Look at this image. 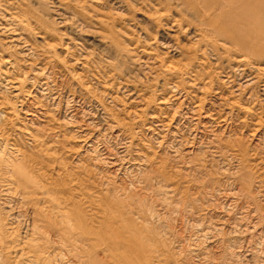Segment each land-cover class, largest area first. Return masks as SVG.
I'll use <instances>...</instances> for the list:
<instances>
[{
    "label": "rangeland",
    "instance_id": "1",
    "mask_svg": "<svg viewBox=\"0 0 264 264\" xmlns=\"http://www.w3.org/2000/svg\"><path fill=\"white\" fill-rule=\"evenodd\" d=\"M10 1H12V0H0V6H3V7H0V12H1V14H0V18L1 19H4L3 17H5V13L4 12H6V13H14V14H20V15H24L25 17H27V19H28V21H29V24H31L32 26H33V24L37 27H35V26H33V40H31V42L33 43V48H34V50H35V52H36V54H34V52H33V54L34 55H31V57L30 56H25L26 54L25 53H23V52H21L22 51V49L20 48V47H18V48H20V49H12V50H9V49H6L7 47H8V45H10L9 44V40H8V38H7V36H4V35H2L1 33H0V47H1V49H0V53L2 54H0L2 57H4L3 59H8V57H9V60H16L19 56V58H20V60L22 59V60H24L23 62H24V66H25V68L26 69H29V68H27L28 66H32L31 68H33V69H35L36 67L38 68V70L40 69V67H41V69L40 70H42V69H45L46 71H44V73L45 74H47L48 73V75H50L49 76V79H48V83L50 84V82H53V80L55 79V81H54V83H51L52 85H54V87L52 86L51 88H50V86H51V84H50V86H45V87H43V89L42 88H39V92H38V88H36L35 89V87L32 89L30 86V84H28V94L29 93H31V94H29V95H31V97L32 98H34L35 97V95H36V97H38V98H40V103H42L43 101V104L45 103V101H47L46 103H49V105H51L52 107H49V105L47 106V107H45V110H46V108L48 109L47 111L49 112V113H47V111H46V113L48 114V119L46 120V119H38V122H37V125L38 126H41L42 124H45L43 127H41L43 130L46 128V126L49 128H46L44 131L46 132L47 131V129H48V132L46 133V135L47 134H50V131H51V129H53L55 132H57V130L56 129H58L59 131H60V133H59V137H58V139L60 140H58L59 142H58V144H56V143H54V145H53V147L55 146L56 147V149L58 150V155H60V156H64V157H62L64 160L66 159V161H68V163H66V161H65V163L66 164H70V166L71 167H74L72 170H75V168H77L78 170H75L78 174L79 173H81V174H84L85 173V177H84V175H82L83 177L81 178V177H79V176H81V175H79L78 176V174L77 173H75L74 172V174H76L77 175V177L78 178H80L81 180L84 178H87V179H85V180H82V182H84V185H85V187L88 189L87 191H89L90 193H92V195H95L97 198L96 199H98L99 197H100V200L98 199V205L100 206V208L102 209H100L99 208V206L97 205V207H98V213L97 212H95L96 213V215H95V213L94 212H87L86 214L88 215V216H90L91 217V219H93L94 217L96 218V221L93 219V222L96 224H94V223H91V222H88V224H91V226L93 227V228H96L97 229V231L99 232H97L96 230V233H95V235L96 236H94V239H95V241H93V243L95 242V244L93 245V247L92 248H94L93 250H95L94 252H93V250L91 249L90 250V252L92 251V261H91V263L93 262V260L94 259H96V261H95V264H117V262L119 261V259L120 258H118V257H121V259H120V263L121 264H128L129 263V261L128 260H126V258H127V256H125V255H122V253L120 252V251H123L122 249L121 250H118L117 249V251H119L120 253H121V255H118V259H114V257L115 256H117L116 255V249H113L114 251H112L111 250V252H115V253H111V256L113 257V259L111 258V256H109V254L110 253H107V255L106 254H104V253H106V252H108V251H106V252H104L103 251V249H106V250H109L110 249V246H109V244L111 243V237H113L114 239L115 238H117L116 236V232H111L110 234H109V231H108V229H109V226L111 225L112 226V223H115L114 221H116V223L117 224H119V225H117V224H113V226H117V228L119 227V226H124L125 224L126 225H128V227L130 228V230L132 231V232H130V233H132V234H130L129 232L127 233V236L129 235H131L132 237H130L129 239H131V240H133L134 238H133V236L135 237V239H138V243H139V249H135V250H138V251H135V250H133V252H132V254H134V256L132 255V254H130V255H132V256H128V258H131V259H133V258H137V256H138V260H139V263H138V261H137V263L138 264H140V262H142L143 261V263L142 264H146V263H144V260L151 254V252L153 251V249L154 250H156V249H158V250H160L159 251V254L161 253L162 254V251H163V256H160V259H163V258H166V257H168L169 258V260H168V258L167 259H165V261L164 260H160L161 262H160V264H165V262H166V264H168V262L167 261H170V259H172L171 261H173L174 259L176 260V262H175V260L173 261V263L175 264V263H179V264H181L180 262H182V264H199V259H201L200 257L202 256H204L206 253L208 254V256H207V254L204 256V259H203V261L204 260H208V261H206V262H208L209 263V261L210 262H215V264H216V259H218L220 262V264H223L224 263V257L226 258V262L224 263V264H229V262H231L230 264H236L237 262L238 263H243L245 260H246V258H248L247 260H248V263H247V260L245 261V263H243V264H251V263H253L254 261H256L255 259H257V262H256V264H264V237H263V234H261L260 232H264V222H263V220H264V135H263V137L262 138H260V136H262V134H264L263 133V131H260V129H258V126H259V124H260V122L261 123H263L264 124V86H263V82H255L254 84L255 85H248V86H246L245 84H244V79H243V77L240 75V74H235L236 73V71H233V68H235V61L233 60V58H230V57H228L226 54H224L222 51H217L216 53L214 52V50H212L213 48L211 47V45H210V40L208 39V35H209V31L205 28V22H206V19H205V17H204V12H203V10L202 9H200V8H198V7H196V6H199V5H195V6H192V5H190V4H188L187 3V1H183V0H158L159 2H158V4L159 5H155V6H153L154 5V2L152 3L151 2V0H135V2H134V0H100V1H98V0H13V3H9ZM98 1V2H97ZM102 1V2H101ZM212 1H215V0H212ZM233 2H235L236 4H240V3H242V4H246V5H250L254 10H256L258 13H262V14H264V0H232ZM4 4H3V3ZM7 2V3H6ZM137 2V3H136ZM138 2H140V3H138ZM17 3V4H16ZM118 3V4H117ZM119 3H121V4H119ZM6 4V5H5ZM13 4V5H12ZM20 4V5H19ZM41 4V5H40ZM15 5V6H14ZM17 5V6H16ZM149 5V6H148ZM20 8H19V7ZM122 6V7H121ZM157 6V7H156ZM159 6V7H158ZM192 6V7H191ZM150 7V8H149ZM154 7V8H153ZM156 7V8H155ZM18 8V9H17ZM41 8V9H40ZM119 8V9H118ZM153 8V9H152ZM2 9H4L3 11H2ZM11 10L10 12L9 11H6V10ZM15 9H17V10H15ZM15 10V11H14ZM111 10H114V11H111ZM118 10V11H117ZM209 9H207V11H206V14H209L210 13V11H208ZM21 12V13H20ZM30 12V13H29ZM119 12V13H118ZM160 12L161 13H163L162 14V16H161V14H160ZM2 13H3V15H2ZM32 13V14H31ZM31 14V15H30ZM152 14H154V15H152ZM156 15V16H155ZM75 16V17H74ZM155 16V17H154ZM30 17V18H29ZM32 18V19H31ZM35 18V19H34ZM39 18V19H38ZM82 18V19H81ZM30 19H31V21H30ZM34 19V20H33ZM33 20V21H32ZM44 20V21H43ZM62 20V21H61ZM82 20V21H81ZM165 20H166V22H165ZM34 21H36V23L34 22ZM38 21V22H37ZM172 21L174 22V23H176V24H174V23H172ZM32 22V23H31ZM173 24V26H172V24ZM2 22H0V24H1ZM79 23V24H78ZM167 23H168V25H167ZM171 25H170V24ZM81 24V25H80ZM43 25V26H42ZM167 25V26H166ZM31 26V27H32ZM171 26H172V28H171ZM178 29L177 31H176V28ZM44 28V29H43ZM185 29V31H187V33H185V32H182V31H184V29ZM34 29H35V31H34ZM172 29V30H171ZM37 30V31H36ZM1 31V30H0ZM188 31H189V33H188ZM192 31V32H191ZM35 32L37 33V34H35ZM178 34H177V33ZM192 33L196 36H194V35H192ZM43 34V35H42ZM183 34H185V35H183ZM44 35H48V37L46 36V39H43V38H45V36ZM49 35H50V41L48 40L49 39ZM168 35V36H167ZM36 36H39V37H36ZM43 36V37H42ZM140 36V37H139ZM166 36H167V38H166ZM170 36V37H169ZM2 37H3V39H2ZM5 37V38H4ZM136 37H139V39H137ZM188 37V38H187ZM199 37V38H198ZM39 38V39H38ZM41 38V39H40ZM53 38V39H52ZM141 38V39H140ZM144 38V39H143ZM170 38H171V40H173V41H171L170 40ZM190 38V39H189ZM197 38H198V40H197ZM43 39V40H42ZM97 39V40H96ZM98 39H99V41H98ZM145 39H147V40H145ZM156 39V40H155ZM164 39V40H163ZM166 39V40H165ZM196 40V42H194L193 40ZM5 40V41H4ZM7 40V41H6ZM35 40V41H34ZM49 42H48V41ZM54 40H56V42H57V44L55 43V41ZM101 40V41H100ZM143 40V41H142ZM147 41L148 42V44H146L147 42H145V41ZM200 40V41H199ZM3 41V42H2ZM45 41V42H44ZM54 41V42H53ZM150 41V42H149ZM170 41V42H169ZM193 41V42H192ZM35 42V43H34ZM41 42H42V44H41ZM48 42V43H47ZM104 42V43H103ZM138 42V43H137ZM145 42V43H144ZM155 42V43H154ZM172 42V43H171ZM49 43H53V45H51L52 47H53V51L55 52V56H54V59L51 57V56H49V55H45L47 52H48V50L51 48L50 47V45H49ZM55 43V44H54ZM60 43V44H59ZM64 43H65V45H64ZM101 43V44H100ZM133 43H135V44H133ZM163 45H162V44ZM168 45V47H167V45ZM176 43H178V44H176ZM192 43V44H191ZM194 43V44H193ZM197 43V44H196ZM71 44V45H70ZM78 44H80V45H83V46H80L79 45V47H78ZM138 44V45H137ZM162 46H161V45ZM172 44V45H171ZM190 44H191V46H190ZM3 45V46H2ZM7 45V47H4V46H6ZM41 45H42V47H41ZM44 45V46H43ZM66 45H68V46H66ZM70 45V46H69ZM76 46V48H75V46ZM135 45H136V47H135ZM140 45V46H139ZM160 45V46H159ZM175 45H177V46H175ZM197 47H199V48H196V46ZM164 46H166V47H164ZM172 46V47H171ZM195 46V47H194ZM210 46V47H209ZM38 47V48H37ZM40 47V48H39ZM64 47H66V48H64ZM135 47V48H134ZM145 47V48H144ZM162 47H164V48H162ZM176 47V48H175ZM43 48V49H42ZM62 48V49H61ZM79 48V49H78ZM210 48V49H209ZM2 49H3V51H2ZM73 49H75V51L73 50ZM81 49H82V51H81ZM143 49H146V50H144V51H142ZM155 51H154V50ZM163 49H165V50H163ZM175 49V50H174ZM177 49V50H176ZM180 49V50H179ZM190 49V50H189ZM197 49H199V50H197ZM6 50H7V53H6ZM14 50V51H13ZM18 50H20V51H18ZM66 50V51H65ZM72 50V51H71ZM86 50V53L87 54H84L85 51ZM189 50V51H188ZM202 50H204V51H202ZM57 51L59 52V53H57ZM151 54H153V58H152V60H151V58H149L148 59V54L150 55V53ZM171 51V52H170ZM176 51H178V52H176ZM182 51V52H181ZM202 51V52H201ZM210 51H212V52H210ZM16 52H18V53H16ZM20 52V53H19ZM42 54H41V53ZM66 52V53H65ZM74 54H76V55H74ZM79 52V53H78ZM143 52V53H142ZM169 52V53H168ZM181 52V53H180ZM208 52H210V53H208ZM9 53H10V55H9ZM139 53H141V54H139ZM156 53V54H155ZM165 53V55H163ZM166 53H167V55H166ZM199 53H203V54H201V55H199ZM204 53H206L205 55H204ZM17 54H21V55H17ZM38 54V55H37ZM58 54V55H57ZM63 54H67V55H63ZM82 54H83V56H82ZM138 54V55H137ZM181 54H182V56H181ZM192 54H194V55H192ZM209 54H211L210 56H209ZM12 55V56H11ZM14 55H16L15 56V58H14ZM23 55V56H22ZM41 55V56H40ZM44 57H43V56ZM71 55H73L74 56V58H73V56H71ZM79 55V56H78ZM89 55V56H88ZM157 55V56H156ZM162 56L163 58H159V56ZM206 55H207V57H206ZM22 56V57H21ZM71 56V57H70ZM155 56H156V58H155ZM160 56V57H161ZM176 56H177V58H176ZM212 56V57H211ZM218 56V57H217ZM6 57V58H5ZM29 57V58H28ZM40 57V58H39ZM49 57H51V58H49ZM76 57H80V60H81V63L82 64H80V65H78V64H75V63H73V62H76L78 59L76 58ZM84 57V58H83ZM86 57V58H85ZM89 57V58H88ZM97 57V58H96ZM147 57V58H146ZM158 57V58H157ZM173 59H172V58ZM196 57V58H195ZM31 58V59H30ZM32 58L34 59V61H32V62H30L31 60H32ZM39 58V59H38ZM42 58V60H40ZM47 58H49V59H51V60H49V59H47ZM73 58V59H72ZM87 58L89 59V60H87ZM94 58H95V60H94ZM146 58V59H145ZM155 58V59H154ZM176 58V59H175ZM179 58H181V59H179ZM184 58H185V60H184ZM215 58V59H214ZM47 61H45V60ZM72 59V60H71ZM84 59V60H83ZM136 59V60H135ZM140 59L143 61H141L140 62ZM148 59V60H147ZM165 59V64H172V65H176L177 67H180L181 65V67L183 68V67H186V68H188L189 70H191V71H193V72H191L192 73V75H193V79L191 78H184L183 77V75H180L179 73H173V74H169V73H167L165 70H164V67H163V65H161L160 63H162L161 61H163ZM29 60V61H28ZM45 62H44V61ZM97 60V61H96ZM104 60L106 61V62H104ZM109 60V61H108ZM147 60V61H146ZM155 60V61H154ZM166 60H168L169 62L167 63V61ZM174 60H176L175 62H174ZM177 60H179V61H177ZM187 60V61H186ZM27 61V62H26ZM84 61V62H83ZM94 61H96V63H94ZM102 61V62H101ZM151 61V63H149ZM172 61V62H171ZM183 61H184V63H183ZM186 61V62H185ZM30 62V63H29ZM34 62L35 63H37L36 65L34 64ZM71 64H70V63ZM105 64H104V63ZM145 62H147V63H145ZM164 62V61H163ZM28 63V64H27ZM41 63H43V64H41ZM45 63V64H44ZM47 63V64H46ZM54 63V64H53ZM77 63V62H76ZM84 63V64H83ZM94 63V64H93ZM98 63V64H97ZM101 63V64H100ZM174 63V64H173ZM176 63H178V64H176ZM28 66H27V65ZM56 64V65H55ZM67 64H69V65H67ZM73 64H75L76 66H74ZM96 65V67L95 66H93V65ZM108 66H107V65ZM111 64V65H110ZM114 64V65H113ZM143 64V65H142ZM146 64H148V65H146ZM158 64H159V66H158ZM216 64V65H215ZM42 65H44L45 67H47V68H45L44 66H42ZM88 67H87V66ZM101 65V66H100ZM102 65H104L103 67H102ZM110 65V66H109ZM151 65V66H150ZM180 65V66H179ZM219 65V66H218ZM79 66V68H80V70H82V71H80L79 70V68H77ZM84 66V67H83ZM98 66H99V68H98ZM106 66V67H105ZM113 66H114V69H112L113 68ZM141 66H143V68L141 67ZM145 66H147V69H145L144 70V68H145ZM150 66V67H149ZM154 66V67H153ZM228 66V67H227ZM90 67H91V69H90ZM102 67V68H101ZM151 67H153V68H151ZM85 69V70H83V69ZM105 68V69H104ZM223 68H225V69H223ZM98 69V70H97ZM109 69V70H108ZM150 71H149V70ZM51 70V71H50ZM63 70V71H62ZM72 70L74 71L73 73H75V74H73L72 73ZM78 70V71H77ZM91 70H93V71H91ZM102 70L103 71H105L106 72V74L103 72V74H101L102 73ZM115 70V71H114ZM228 70V71H227ZM231 70H232V72H233V74H232V72H231ZM86 71V72H85ZM108 71V72H107ZM111 71V72H110ZM147 71H149L148 73H146ZM152 71V72H151ZM222 71V72H221ZM53 72V73H52ZM58 72V73H57ZM71 74H70V73ZM77 72V73H76ZM82 73V74H79V73ZM85 72V73H84ZM92 72H94L95 74H92L91 75V73ZM101 72V73H100ZM114 72V73H113ZM196 72H198V73H196ZM111 73V74H110ZM52 74H53V77H52ZM58 74H62V75H60V77H59V75ZM66 75V77H65V75ZM73 74V75H72ZM76 74H78V76L76 75ZM88 74V75H87ZM109 76H108V75ZM146 74V75H145ZM175 74V75H174ZM29 75H31V74H28L27 76H29ZM81 75V76H80ZM86 75H87V77H86ZM96 75V77H98V79L97 78H95V77H93V76H95ZM98 75V76H97ZM171 77H170V76ZM229 76V77H226V76ZM27 76H25V78L27 77ZM100 76V77H99ZM103 76H105V77H103ZM209 76L213 79H211V78H209ZM58 77V78H57ZM93 77V78H92ZM117 77V78H116ZM198 77H199V79H198ZM202 79H201V78ZM240 77V78H239ZM51 78V79H50ZM61 80H60V79ZM82 78H84V79H86V81L85 80H83ZM100 78V79H99ZM106 78V79H105ZM196 78V81L198 80V83L194 80ZM226 78H228L229 80L230 79H232L231 80V84L229 85V87H228V85L227 86H224V84H225V82L228 80V79H226ZM239 78V79H238ZM63 79V80H62ZM90 79H92V80H90ZM103 79V80H102ZM107 79H109V80H107ZM176 79V80H175ZM70 80V81H69ZM89 80V81H88ZM106 80V81H105ZM178 80V81H177ZM190 80V81H189ZM199 80H200V82H199ZM205 80V81H204ZM208 80V81H207ZM217 80V81H216ZM221 80H223L224 81V83H223V81H221ZM239 80V81H238ZM61 81H62V83H61ZM64 81V82H63ZM66 81H67V85H65L66 84ZM69 81V82H68ZM103 81H105V84H106V86H105V84H104V82ZM111 81H113L112 82V84H111ZM170 81V82H169ZM171 81H173V82H171ZM177 81V82H176ZM213 82V85L210 83V82ZM90 82V83H89ZM93 82V83H92ZM110 82V83H109ZM118 82H119V84H118ZM167 82H168V84H167ZM191 83V84H193V85H188V83ZM193 82V83H192ZM196 82V83H195ZM216 82V83H215ZM56 83V84H55ZM69 83H70V85H69ZM87 83V84H86ZM94 83H95V85H94ZM101 83V84H100ZM103 83V84H102ZM164 85H167V86H163V84ZM189 83V84H190ZM202 83V84H205L206 86H201L200 84ZM220 83V84H219ZM222 83V84H221ZM236 83V84H235ZM238 83V84H237ZM243 83V84H242ZM261 83V84H260ZM62 84V85H61ZM84 84V85H83ZM89 84H91L90 86H89ZM118 84V85H117ZM65 85V86H64ZM83 85V86H82ZM89 86V88H87L88 86ZM96 85H98V86H96ZM101 85V86H100ZM104 85V86H103ZM111 86V87H109V86ZM175 85V87L176 86H178V87H176V89H173V86ZM200 85V86H199ZM219 85H220V87H219ZM222 85V86H221ZM237 85V86H236ZM240 85H243V86H245V87H241ZM262 85V86H261ZM61 88H59V87ZM68 86H69V88H68ZM76 86V87H75ZM85 86V87H84ZM87 86V87H86ZM125 88H127V89H129L128 91H126L127 89H125L124 90V87ZM170 86V87H169ZM198 86V87H197ZM208 86V88H210L209 90L206 88ZM213 86V87H212ZM232 86H234V87H237L238 89H240V92L242 93H240V96H237L238 97V100L240 99V101H238L239 103L238 104H240V106H244V107H246L247 105V107L249 108V106H252V107H250V109H249V113H245V112H239V111H231V109H229V108H232V101H231V98H232V95L230 94L231 93V91H229L230 89H231V87ZM238 86H240V88L238 87ZM71 87H72V89H71ZM92 87H94V89H95V87H98L97 89H95V90H98L99 92L100 91H103V92H98V91H95ZM99 87H102L101 89L99 88ZM103 87H105V88H103ZM119 88L120 87V89L119 90H116L117 88ZM165 87H166V90H165ZM174 87V88H175ZM203 87V88H202ZM215 87H217V88H215ZM219 87V88H218ZM57 88V89H56ZM66 88V89H65ZM92 88V89H91ZM133 88V89H132ZM206 88V89H205ZM223 88V89H222ZM244 88V89H243ZM51 89V90H50ZM62 89H63V91H62ZM67 89H68V91H67ZM80 89V90H79ZM115 89V90H114ZM123 89V90H122ZM168 89V90H167ZM203 90V91H201L200 92V90ZM217 89H219V90H217ZM229 89V90H228ZM242 89V90H241ZM263 89V90H262ZM47 90H49V91H47ZM56 90V91H55ZM65 90V91H64ZM70 90V91H69ZM104 90H105V92H104ZM170 90V91H169ZM27 91V90H26ZM50 91H52V92H50ZM72 91V92H71ZM80 93H79V92ZM81 91H83V92H81ZM91 91V92H90ZM93 91V92H92ZM108 91H110V92H108ZM125 92V93H123V92ZM177 91V92H176ZM180 91V92H179ZM191 91V92H190ZM199 91V92H198ZM205 91V92H204ZM208 91V92H207ZM211 91V92H210ZM224 91V92H223ZM251 91H252V94H251ZM36 92H38V93H36ZM40 92H42V93H40ZM45 94H44V93ZM53 92H56V93H53ZM62 92V93H61ZM66 92V93H65ZM71 92V93H70ZM117 92H120V93H117ZM122 92V93H121ZM138 92H140V93H142V94H139ZM173 92H174V94H173ZM195 92V93H194ZM198 92V93H197ZM216 92H220V93H222L224 96H223V99L226 101L227 99L229 100V102H227L226 101V103H227V107H222V106H220V104H219V102H217V101H215L213 98H215L216 97ZM33 93H36V94H33ZM47 93V94H46ZM61 93V94H60ZM65 93V94H64ZM84 93V94H83ZM96 93V94H95ZM102 93V94H101ZM103 93H106L105 94V98H104V94ZM128 93V94H127ZM129 93H132V95L131 94H129ZM134 93V94H133ZM172 93V94H171ZM184 93V94H183ZM228 94V97L230 98H228V97H226L225 98V95L227 96V94ZM41 94V95H40ZM56 94V95H55ZM58 94V95H57ZM82 96H81V95ZM101 94V95H100ZM110 94V95H109ZM111 94H112V96H111ZM119 94H121V96L119 95ZM137 94H139V97H138V95ZM181 94V95H180ZM182 94H183V96H182ZM202 94V95H201ZM205 96H204V95ZM261 94V95H260ZM263 94V95H262ZM46 95V96H45ZM50 95V96H49ZM52 95H53V97H52ZM65 95H66V97H65ZM71 95V96H70ZM87 96V98L85 99V96ZM92 95V96H91ZM99 95L101 96L100 98H99ZM116 95V96H115ZM117 95H119V96H117ZM130 95V96H129ZM137 95V96H136ZM172 95H174V96H172ZM178 97H177V96ZM180 95V96H179ZM197 95V96H196ZM251 95H252V97H251ZM42 98H41V97ZM57 96V97H56ZM63 96V97H62ZM84 96V97H83ZM98 98H97V97ZM110 97L111 96V98L112 99H114V98H117V100L115 101V99H114V101L112 100V99H107L106 97ZM170 96V97H169ZM185 96V97H184ZM191 96V97H190ZM46 97V98H45ZM48 97V98H47ZM55 97H56V99H55ZM68 97V98H67ZM74 97V98H73ZM80 97H82V98H80ZM125 97V98H124ZM137 97V98H136ZM145 99H144V98ZM166 97V99H163V98H165ZM181 97V98H180ZM240 97V98H239ZM246 97V98H245ZM247 97H249L248 99H247ZM254 97V98H253ZM28 98H29V96H27V99L26 100H28ZM44 98V99H43ZM54 98V99H53ZM58 98V99H57ZM83 98H84V100H83ZM103 98V99H102ZM126 98H128L127 100H126ZM141 98V99H140ZM143 98V99H142ZM170 99L169 101L167 100V99ZM175 98V100H173ZM192 98H193V100L196 102H194L193 100H192ZM210 98V99H209ZM43 99V101H41ZM52 99V100H51ZM67 99V100H66ZM81 99H82V101H81ZM91 99V100H90ZM98 99H100V100H98ZM107 99V100H106ZM129 99L131 100V101H129ZM173 101H172V100ZM182 99V100H181ZM187 99V100H186ZM198 99V100H197ZM201 99V100H200ZM202 99H206V100H202ZM209 99V100H208ZM247 99V100H246ZM48 100H50V101H48ZM64 100H65V104H68L69 103V105H64ZM69 100V101H68ZM80 100V101H79ZM87 100V101H86ZM98 100V101H97ZM103 101V103H102V101ZM108 100H112L111 101V104L113 105V106H115L114 108L112 107V105L110 104V101H109V103L107 102ZM132 100H134V101H132ZM153 100V101H152ZM155 100V101H154ZM164 100H166V101H164ZM200 100V101H199ZM211 100V101H210ZM235 100H237V99H235ZM243 100V101H242ZM252 100V101H251ZM255 100V101H254ZM67 101V102H66ZM75 101V102H74ZM86 101V102H85ZM106 101V102H105ZM136 101H138V102H136ZM141 101H143V102H141ZM150 101V102H149ZM160 101H164V103L163 102H160ZM185 103H184V102ZM189 101V102H188ZM201 101H203L202 102V104L205 106V108H204V110H205V112H204V110H202V111H199V110H197V109H195L196 108V106H198V105H200V102ZM204 101H206V102H204ZM30 102H32V100H30ZM53 102H54V105H56V106H54L53 105ZM58 102V103H57ZM61 102V103H60ZM72 102V103H71ZM83 102H84V104H83ZM113 102V103H112ZM115 102V103H114ZM119 104H118V103ZM131 104V106L129 107V103ZM141 102V103H140ZM175 102V103H174ZM190 102H192V103H190ZM254 102V103H253ZM256 102V103H255ZM45 103V104H46ZM63 103V104H62ZM99 105H98V104ZM101 103V104H100ZM105 103V104H104ZM108 103V104H107ZM126 103V104H125ZM129 105H128V104ZM189 103V104H188ZM198 103V104H197ZM213 103V104H212ZM215 103V104H214ZM230 103V104H229ZM253 103V104H252ZM44 104V105H45ZM58 104V105H57ZM78 104V105H77ZM90 104H91V106H90ZM95 104H97V105H95ZM103 104H104V107H103ZM115 104H117V106L115 105ZM134 104H136V105H134ZM196 104V105H195ZM208 104V105H207ZM217 104V105H216ZM20 105V104H19ZM87 105H89V106H87ZM170 105H173V106H170ZM195 105V106H194ZM219 105V106H218ZM17 106H18V104H17ZM46 106V105H45ZM60 106V107H59ZM68 106V107H67ZM108 106H111V107H108ZM161 106V107H160ZM167 106V107H166ZM175 106V107H174ZM179 106V107H178ZM187 106H188V108H187ZM212 106V107H211ZM216 108H215V107ZM230 106V107H229ZM19 107V106H18ZM55 107H56V109H55ZM59 107V108H58ZM66 107V108H65ZM94 107V108H93ZM96 107H98V108H96ZM100 107V108H99ZM118 107V108H117ZM132 107V108H131ZM164 107H166L165 108V110H166V112L168 111V114L166 113L165 114V110H164ZM178 107V108H177ZM192 107V108H191ZM210 107V108H209ZM229 107V108H228ZM263 109H262V108ZM50 108H52L53 110H51ZM63 108V109H62ZM65 108V109H64ZM69 108V109H68ZM122 108V109H121ZM135 108V109H134ZM162 108V109H161ZM167 108H169V109H167ZM171 108V109H170ZM172 108H173V110L175 111H173L172 110ZM177 108V109H176ZM209 108V109H208ZM223 108V109H222ZM50 109V110H49ZM55 109V110H54ZM67 109V110H66ZM92 109H95V111H96V109H97V111L96 112H94ZM99 109H101L100 111H99ZM109 109H110V111H109ZM112 109V110H111ZM121 110L122 112H120L119 110ZM208 109V110H207ZM252 109V110H251ZM259 109V110H258ZM114 110V111H113ZM132 110H136L135 112H132ZM163 110H164V112H163ZM178 110V111H177ZM180 110V111H179ZM195 110H197L196 112H195ZM213 110H214V112L216 113V114H213L214 112H213ZM217 110V111H216ZM219 110H223V111H219ZM51 111H52V113H54V114H50L51 113ZM103 111H105V112H103ZM129 111H131L132 113L131 114H128V112ZM176 111H177V113H176ZM188 111V112H187ZM192 111V112H191ZM200 113H199V112ZM229 111H231L230 113H229ZM253 111V112H252ZM257 111L259 112V113H257ZM61 112V113H60ZM65 112H66V114H65ZM99 113V115L101 114V113H103V114H101L100 116H101V118H103V120L100 118V120L98 119L100 116L98 115V113ZM116 112V113H115ZM123 112H124V114H123ZM159 112V113H158ZM165 114H163V113ZM172 112H173V114H172ZM193 112H195V113H193ZM211 112V114H209ZM228 112V113H227ZM63 113V114H62ZM111 113L112 114H115L114 116L113 115H111ZM127 113V114H126ZM130 113V112H129ZM136 113V114H135ZM186 113V114H185ZM193 113V114H192ZM207 113V114H206ZM220 113H222V114H220ZM251 113V114H250ZM254 113V114H253ZM256 113V114H255ZM97 114V115H96ZM106 114H108V117L110 118V119H107V115ZM158 114V117L156 118L155 117V115H157ZM159 114H160V116H159ZM196 114V115H195ZM200 114V115H199ZM205 114H206V117H205ZM227 114V115H226ZM231 116H230V115ZM238 116H237V115ZM259 114V115H258ZM21 115H22V117L24 118L25 116H26V114H25V112H24V110H22L21 111ZM72 115V116H71ZM136 116V117H134V116ZM149 115H151V116H149ZM180 115V116H179ZM185 115H186V117H185ZM189 115H192V116H189ZM193 115H195V116H193ZM207 115H209L208 116V118L210 117V115L211 116H215V118L217 117V116H219V118H217V119H220L221 121H222V124H221V126L219 127V128H215V131L213 130L212 132L210 131V130H212V129H208L207 128V126H206V123H207V120L208 119H206L207 118ZM253 115H256L255 117L258 119V120H256V118H255V120L254 121H251L252 119H254V116ZM97 116V118H95ZM103 116V117H102ZM106 116V117H105ZM113 116V118H111ZM141 116V117H140ZM165 116H166V118H165ZM173 116V117H172ZM227 116V117H226ZM228 116H229V119L231 120V122H230V120H228ZM246 116H247V118H246ZM248 116H250V117H248ZM116 117V118H115ZM132 117H133V119H132ZM179 117V118H178ZM196 117V118H195ZM238 117V118H237ZM259 117V118H258ZM26 119H28L27 118V116L25 117ZM93 118V119H92ZM120 118H122V119H120ZM135 118V119H134ZM137 118V119H136ZM156 118V119H155ZM165 118V119H164ZM181 118L184 120V122H183V120H181ZM194 118H195V120H194ZM198 118V119H197ZM205 118V119H204ZM226 118V119H225ZM237 119V121H236V119ZM242 118V119H241ZM245 120H244V119ZM249 118H250V120H249ZM263 118V119H262ZM53 119V122L51 123V122H49L50 120H52ZM96 119V120H95ZM104 119H105V121H104ZM112 119V120H111ZM158 119H162V121L160 122V125L158 124V122H159V120ZM164 119V120H163ZM172 119V120H171ZM191 119V120H190ZM204 119V120H203ZM225 119V120H224ZM262 119V120H261ZM42 120V124L39 122V121H41ZM64 120V121H63ZM102 120V122L103 123H101L100 121ZM118 120H120V121H118ZM132 120H134V121H132ZM154 120L155 121V123H154V121L152 122V121ZM179 120V121H178ZM190 120V121H189ZM219 120V121H220ZM242 120V121H241ZM45 121H48V122H46V123H43V122H45ZM55 121V122H54ZM97 121V122H96ZM113 121V122H112ZM165 121V122H164ZM220 121V122H221ZM249 121V122H248ZM256 121H258V124L256 123ZM59 122V123H58ZM90 123V125L93 123V122H96V123H93V125H91L92 127H90L89 128V123ZM99 122V123H98ZM167 122V123H166ZM171 122V123H170ZM173 122V123H172ZM180 122H181V124H180ZM187 122V123H186ZM190 122H191V124H192V122H193V124L191 125L190 124ZM203 122V123H202ZM204 122H205V125H203L204 124ZM234 122H236L235 124H234ZM48 123V124H47ZM108 123H109V125H108ZM126 123H127V125H129V126H127L126 125ZM167 125L166 127L168 128H166L165 127V125ZM189 123V124H188ZM198 125H197V124ZM202 123V124H201ZM224 123V124H223ZM230 123V124H229ZM241 123V124H240ZM254 123H256V124H254ZM41 124V125H40ZM47 124V125H46ZM89 126H88V125ZM114 124V125H113ZM150 124H151V126H153V127H151L150 126ZM153 124V125H152ZM154 124H158L157 126H156V128H155V126H154ZM178 124H179V126H178ZM185 124V125H184ZM188 124V125H187ZM229 124V125H228ZM240 124V125H239ZM246 124V125H245ZM114 127V129L112 128V126ZM126 125V126H125ZM162 125H164V126H162ZM170 125V126H169ZM175 126V128H174V126ZM184 125V126H183ZM196 125V126H195ZM224 127H223V126ZM226 125V126H225ZM228 125V126H227ZM243 125H245V127L243 126ZM56 126H57V128H56ZM99 126V127H98ZM106 126V127H105ZM132 128H131V127ZM140 126V127H139ZM142 126V127H141ZM150 126V127H149ZM161 126V127H160ZM181 126V127H180ZM187 126V127H186ZM189 126H191V127H189ZM255 126V127H254ZM54 127H55V129H54ZM65 127V128H64ZM95 127H97V129H99V130H96V128ZM112 129H111V128ZM160 127V128H159ZM164 127H165V131L167 132V134H166V132H164ZM177 127V128H176ZM185 127H186V129H185ZM194 127V128H193ZM226 127V130L224 129ZM229 127V128H228ZM40 128V127H39ZM94 128V129H93ZM104 128V129H103ZM106 128V129H105ZM108 128V129H107ZM143 128V129H142ZM147 128V129H146ZM161 128H163V129H161ZM181 128V129H180ZM183 128V129H182ZM191 128H193L192 130H190ZM197 128V129H196ZM199 128L201 129V130H203V133H202V131L200 132V130H199ZM222 128V129H221ZM230 128H231V130H230ZM140 129H142V130H140ZM151 129H152V131H151ZM161 129V130H160ZM171 129H173V130H171ZM205 129V130H204ZM219 129H220V131H219ZM258 129V130H257ZM50 130V131H49ZM53 130H52V132H53ZM74 130V131H73ZM77 130V131H76ZM103 130V131H102ZM105 130H106V132H105ZM109 130V131H108ZM121 130V131H120ZM158 130V131H157ZM159 130H160V132H159ZM176 132H175V131ZM181 132H180V131ZM184 130V131H183ZM189 130V131H188ZM206 130H209L210 132H207ZM225 130V131H224ZM228 130V131H227ZM58 131V132H59ZM126 131V132H125ZM154 131V132H153ZM162 131V132H161ZM188 131V132H187ZM195 131V132H194ZM217 131H219L218 133H217ZM222 131H223V133H222ZM255 131V132H254ZM44 132V133H45ZM71 132V133H70ZM75 132H77V133H75ZM91 132V133H90ZM105 132V133H104ZM109 132V133H108ZM120 132V133H119ZM143 132V135L141 136V133ZM148 132H150V133H148ZM156 132L158 133V134H156ZM165 134H164V133ZM193 132V133H192ZM221 132V134H219ZM64 133V134H63ZM89 133V134H88ZM102 133V134H101ZM105 135H104V134ZM112 133V134H111ZM153 133V134H152ZM154 133H155V135H154ZM169 133H170V135H169ZM174 133H178V134H180V135H176V134H174ZM183 135H182V134ZM199 133V134H198ZM208 133V134H207ZM210 133V134H209ZM215 133H216V135H215ZM253 133L255 134V137H254V135H253ZM262 133V134H261ZM66 134V135H65ZM72 134V135H71ZM87 134V135H86ZM91 134V135H90ZM99 134V135H98ZM119 136H118V135ZM162 134H164V135H162ZM186 134V135H185ZM194 134V135H193ZM201 134V135H200ZM203 134V135H202ZM62 135V138H63V135L65 136L63 139L65 140H63V141H61V136ZM87 136V137H85V136ZM102 135H104L105 136V138H104V136H102ZM115 135V136H114ZM149 135V136H148ZM154 135V136H153ZM157 135H159V136H161L162 135V137H159V136H157ZM171 135H174V136H171ZM177 136V138H176V136ZM192 137H191V136ZM220 135V136H219ZM229 135V136H228ZM250 135V136H249ZM83 136V137H82ZM88 136H90V137H88ZM102 136V137H101ZM120 136H121V138H120ZM125 136V137H124ZM139 136V137H138ZM144 136V138H142ZM150 136H152V137H150ZM178 136H180V137H178ZM185 138H184V137ZM195 136V137H194ZM248 136V137H247ZM252 136V137H251ZM77 137V138H76ZM81 137V138H80ZM95 137H97V139H99L98 140V143H97V145L95 144V142L97 141V139L95 138ZM101 137V138H100ZM107 137V138H106ZM126 140V138H128L126 141L123 139V138ZM147 137V139L150 137V139H145ZM157 137V138H156ZM189 137V138H188ZM198 137V138H197ZM199 137H200V139H199ZM204 137V138H203ZM69 139V140H67V139ZM79 138H80V140H79ZM83 138V139H82ZM110 138V139H109ZM164 138V140H162ZM166 138V139H165ZM168 138V139H167ZM201 138H203L202 140H201ZM213 138H215V139H213ZM226 138H230L229 140L227 139L226 140ZM252 138V139H251ZM72 139V140H71ZM75 139V140H74ZM113 139H114V141H113ZM116 139H117V141H116ZM122 139H123V141H122ZM129 139H130V142H129ZM146 140V142H143V141H145ZM155 140V141H153V140ZM161 139V140H160ZM174 139H176V140H174ZM208 139H209V141H208ZM211 139V140H210ZM221 141V142H219V140ZM57 140V139H56ZM56 140L54 141V142H56ZM85 140V141H84ZM93 140H94V142H93ZM109 140H110V142H109ZM121 140V141H120ZM150 140V141H149ZM157 140H160V141H157ZM178 140V141H177ZM184 140L186 141V145L184 146ZM218 141V142H216V141ZM88 141V142H87ZM90 141H92L91 143H90ZM108 141V142H107ZM130 143V146H129V148H128V145H129V143ZM149 141V142H148ZM171 141H172V143H171ZM173 141H175V142H173ZM182 141V142H181ZM189 141H191V142H189ZM195 141V142H194ZM201 141H203L202 143H201ZM208 141V142H207ZM212 141H213V143L214 144H212ZM230 141L232 142V144L230 143ZM107 142V143H106ZM123 142V143H122ZM135 142L136 143H138L139 144V146H141L142 145V149L140 150V148L138 149L137 148V144H135ZM158 142H161V143H158ZM166 142H168V143H166ZM205 142H207V143H205ZM210 142V143H209ZM225 142V143H224ZM261 142V143H260ZM62 143H63V145H62ZM84 143V144H83ZM109 143V144H108ZM125 143H128V145L127 144H125ZM148 143V144H147ZM178 143V144H177ZM189 143V144H188ZM191 143V144H190ZM217 143H219V145H215V144H217ZM223 143L224 144H227L226 146H222L223 145ZM228 143H230V144H228ZM56 144V145H55ZM59 144H61L60 145V147H63L64 149H66L67 148V150H69V151H67V150H63L62 148H61V151H59L60 150V147H59ZM95 144V145H94ZM98 144H100V145H98ZM127 145V149H126V146L125 145ZM146 146H145V145ZM155 144H156V146H157V148H159V151H154V148H156V146H155ZM161 144V145H160ZM177 144V145H176ZM58 145V146H57ZM91 146V147H88V146ZM104 145V146H103ZM135 145H137L136 146V148H135ZM167 147H166V146ZM168 145H172V146H169L168 147ZM173 145H175V147L173 146ZM193 145V146H192ZM207 145V146H206ZM213 145V146H212ZM230 145H232V147H233V145L235 146V149H233ZM257 145V146H256ZM71 148H70V147ZM79 146V147H78ZM95 146V147H94ZM97 146V147H96ZM121 146H122V148H121ZM134 146V147H133ZM151 147L150 149H152V150H149L148 149V147ZM153 146H155L154 148H153ZM159 146V147H158ZM161 146V147H160ZM179 146L182 148V146H183V148L181 149L180 148V152L178 151V148H179ZM189 146H190V148H189ZM192 146V147H191ZM215 146V147H214ZM218 146H220L221 148H218ZM228 146H230V148L228 147ZM54 147V148H55ZM66 147V148H65ZM108 149H107V148ZM118 147V148H117ZM165 147V148H164ZM172 147V148H171ZM176 147H178V148H176ZM208 147V148H207ZM212 147V148H211ZM222 147H223V149H222ZM227 147L229 148V150H230V152H228V149H227ZM237 147V148H236ZM53 148V149H54ZM59 148V149H58ZM99 148V149H98ZM134 148L136 149V150H138L139 151V153L136 151V150H134ZM145 148H146V150H145ZM156 148V149H157ZM193 148L194 149H196V151L195 150H193ZM231 148H232V155H231ZM239 148H241L240 149V153L238 154V152H239ZM54 150L55 152H57V150ZM75 151H73V150ZM143 149H144V151L146 152V155H147V157L144 155L145 154V152L143 151ZM165 149V150H164ZM168 149V150H167ZM169 149H171L170 150V152H169ZM173 149V150H172ZM176 149V150H175ZM186 150V152H188V156H189V158L191 159V160H189L187 157V153L184 151V150ZM218 149H220V150H218ZM225 149V150H224ZM227 149V150H226ZM77 150V151H76ZM85 150H86V153L87 154H89L88 156H86L87 154L85 153ZM98 150V151H97ZM124 150V151H123ZM127 150H128V152H127ZM148 150V151H147ZM158 150V149H157ZM208 150V151H207ZM213 150H217L218 152H220L221 154H219L218 155V152L216 151V153H217V157L215 156L216 155V153H214V151ZM63 151L64 152H66V155H64L63 154ZM90 151V152H89ZM111 151V152H110ZM122 151V152H121ZM126 151V152H125ZM134 151H136V152H134ZM142 151L144 152V153H142ZM172 151V152H171ZM193 151V152H192ZM200 151V152H199ZM224 151V152H223ZM227 151V152H226ZM242 151V152H241ZM79 152V153H78ZM105 152V153H104ZM125 152V153H124ZM140 152H141V154H140ZM150 152H152V153H150ZM166 154H165V153ZM175 152H177V154H178V156L177 155H175L176 153ZM181 154V153H183V154H179V153ZM205 154H203V153ZM206 152H207V154H206ZM212 152H213V154L214 155H212ZM233 152H237L236 154H233ZM84 153L86 154L85 155V157H84ZM112 153H113V155H112ZM130 153V154H129ZM137 153V157H135V154ZM197 153V154H196ZM209 153V154H208ZM228 153V154H227ZM229 153H230V158H227L228 157V155H229ZM75 154H76V156H77V154H81V156H83V159L82 160H80L79 161V159L77 158V157H75ZM93 154V155H92ZM107 154V155H106ZM142 154L146 157H142ZM150 154H152L151 156H149ZM170 154H171V156H170ZM193 154V155H192ZM226 156H225V155ZM238 154V155H237ZM118 155V156H117ZM120 155V156H119ZM122 155V156H121ZM126 155V156H125ZM131 155V156H130ZM160 155V156H159ZM168 155V156H167ZM204 155V156H203ZM208 155V156H207ZM234 155H236V156H234ZM109 158H108V157ZM129 156L131 157L130 159H129ZM152 156H154V157H152ZM162 156V157H161ZM177 156V157H176ZM184 156V157H183ZM186 156V157H185ZM200 157V159H199V157ZM205 156H206V159H205ZM212 156V157H211ZM218 156H225V158H227L226 160V162H225V158H220V160H219V158H218ZM235 159H232V157ZM73 157H75V160H74V158ZM94 157V158H93ZM111 157V158H110ZM141 157H142V159H141ZM150 157V159L149 160H146L147 158H149ZM157 157V158H156ZM167 157V158H166ZM197 157V158H196ZM211 157V158H210ZM240 157H242L241 159H238V158H240ZM76 158H77V160H76ZM86 158H88V159H86ZM125 158V159H124ZM133 158H136V159H133ZM151 158H153V159H151ZM174 158V159H173ZM178 158V159H177ZM182 158H186L185 160L184 159H182ZM203 158V159H202ZM72 159V160H71ZM86 159V160H85ZM92 161H90V160ZM112 159H114V160H112ZM129 159V161H127ZM145 159V162L144 161H142V160H144ZM156 159V160H155ZM160 159V160H159ZM165 159V160H164ZM178 160V162L177 161H175V160ZM182 161H180V160ZM188 159V160H187ZM208 159V160H207ZM213 159V160H212ZM215 159V160H214ZM223 159V160H222ZM242 159H243V161H242ZM85 160V161H84ZM110 160V161H109ZM118 160V161H117ZM133 160H134V162L135 161H137V162H135V164H134V162H133ZM139 160H141V165H143V163H144V167H142V166H140V165H138L137 163L139 162ZM154 160V161H153ZM200 162H202V160L205 162L206 161V163H204L203 162V164H202V166L201 167H199V161ZM219 160V161H218ZM231 160V161H230ZM234 160V161H233ZM241 160V162L243 163H240L239 161ZM259 160H262V161H259ZM77 163H76V162ZM88 161V162H87ZM131 161H132V163H131ZM153 161V162H152ZM158 161V162H157ZM160 161H162V163L160 162ZM170 161H171V164H172V162L174 163V161L175 162H177L176 164L178 165H176L175 163H174V165H176V166H174V165H172L171 166V164H170ZM179 161L181 162V163H183L181 166L182 167H180L182 170H180V168H179V166H180V164L181 163H179ZM221 161H223L224 162V164L221 162ZM233 161V162H232ZM235 161H238V162H235ZM259 161V163H261V164H258L257 165V162ZM84 162H85V164H84ZM86 162L88 163V164H86ZM102 162H103V164H102ZM146 162H150V166H149V164L147 165V164H145ZM155 162V163H154ZM159 162L161 163V164H159ZM185 162H188L189 163V165H188V163H185ZM190 162H193V163H195V165L194 164H192L191 163V165H194V167H195V169L194 168H190ZM111 163H115L114 165L113 164H111ZM117 163V164H116ZM130 163V164H129ZM152 163H154V165L155 166H158V167H155ZM212 163H214V164H212ZM239 163V164H238ZM256 163V164H255ZM78 164V165H77ZM122 164V165H121ZM128 164V165H127ZM163 164H164V166H163ZM184 164H185V167H184ZM200 164V165H201ZM204 164H206L207 165V167H206V165H204ZM210 164V165H209ZM227 164V165H226ZM229 164V165H228ZM235 164V165H234ZM83 165L85 166V167H87V168H85V169H88L87 171H83L84 170V167H83ZM87 165V166H86ZM107 165V166H106ZM117 165V166H116ZM130 165V166H129ZM239 165V166H238ZM240 165L242 166V167H245V169H243L242 167H240ZM244 165H246V166H244ZM91 166H92V168H93V171H94V173L95 174H93V171L91 170L92 168H91ZM97 166H98V169H97ZM101 166H102V168H101ZM111 166V167H110ZM114 166V167H113ZM124 166V167H123ZM147 166H148V168H147ZM161 166V167H160ZM168 166H170L169 168H168ZM197 166L199 167V169H201L202 167H204L205 169H201L200 170V172H199V169H197V171H196V168H197ZM230 168H229V167ZM236 166V167H235ZM82 167V168H81ZM147 169H146V168ZM152 168V169H149V168ZM163 167V168H162ZM175 167V168H174ZM193 167V166H192ZM234 167V168H233ZM90 168V169H89ZM122 168V169H121ZM129 168V169H128ZM131 168H133L132 169V171H131ZM137 168L139 169V171L137 170ZM143 168H144V170H143ZM156 168V169H155ZM165 168H168L169 170H172V172L171 171H169L168 169H166L165 170ZM178 168V169H177ZM186 168V169H185ZM209 168V169H208ZM237 168V169H236ZM239 168H241L240 170H242V172H240V173H242V174H238V172L240 171L239 170ZM83 169V170H82ZM98 171H97V170ZM136 169V170H135ZM141 169V170H140ZM154 169H155V171H156V173H154L155 171H154ZM163 169V170H162ZM206 169H207V171H206ZM227 169V170H226ZM250 169V170H252V172L251 173H253V176L254 177H256L255 179H254V177L251 175V173L250 174H248L249 172H247L248 170ZM80 170H81V172H80ZM91 171V172H88V171ZM100 170V171H99ZM103 170V171H102ZM120 170V171H119ZM123 170V171H122ZM131 172H130V171ZM147 170V171H146ZM178 170V171H177ZM186 170V171H185ZM195 170V171H194ZM222 170V171H221ZM224 170V171H223ZM237 172L238 170V172H237V174H235L234 172L235 171ZM247 170V171H246ZM249 170V171H250ZM109 171V172H108ZM130 172L129 174H128V172ZM154 171V172H153ZM158 171V172H157ZM181 171H183L182 173H180L181 175H182V177L180 176V174L178 175V173L179 172H181ZM190 171V172H189ZM194 171V172H193ZM204 173H203V172ZM88 172V173H87ZM124 172V173H123ZM140 172V173H139ZM150 172H152V173H154L153 175V177H152V173H150ZM167 172V173H166ZM169 172V173H168ZM189 172V173H188ZM210 172V173H209ZM222 172V173H221ZM247 172V174H245ZM138 173V175H136ZM145 173V174H144ZM148 173V175L150 176L151 175V177H147L146 176V174ZM163 174V175H165V177L163 176V175H161V174ZM174 173V174H173ZM183 173H184V175H183ZM186 173H188V176H187V174ZM191 173V174H190ZM202 173V174H201ZM226 173H227V176H229L230 174H232V176H233V173H234V175H236L235 177H236V179L237 178H239V180L237 179H234L231 175L229 176V177H227L226 176ZM228 173H229V175H228ZM90 176H89V175ZM102 174V175H101ZM144 174V175H143ZM168 174V175H167ZM195 174V175H194ZM214 174V175H213ZM224 174V175H223ZM244 174H245V176H244ZM98 175V176H97ZM135 175V176H134ZM141 175H143L142 177H141ZM176 175V176H175ZM180 176V178L178 177V176ZM213 175V176H212ZM240 175H242V176H239ZM249 176L250 175V180H251V176H252V179H254V181L252 180V184L253 185H255V181H257V179H260L261 180V184H260V186H261V189L262 190H260V189H258V185H255V186H252V184L251 185H249L250 183H248L247 184V182H249L250 180H249V178H247V176ZM87 176V177H86ZM89 176V177H88ZM97 176V177H96ZM138 176H140L139 178H137ZM156 176H160V179H163V178H165V180L163 181V180H160L159 181V178H157ZM166 176H168V177H166ZM191 176V177H190ZM207 176V177H206ZM209 176V177H208ZM220 176V177H219ZM224 176H225V178H224ZM238 176V177H237ZM95 177V178H94ZM98 177H100L99 179H97L98 181H100V182H98L97 180H96V178H98ZM108 177V178H107ZM134 177H136L137 179H135ZM143 177H145V179L147 178L148 180L149 179H151L152 180V178H153V180H155V177L157 178V180H155V183H154V181L152 180H150L149 182H148V180L146 181V180H144V178ZM162 177V178H161ZM173 177V178H172ZM183 177H185V179H186V181H187V183H186V181H185V179L183 178ZM194 177H196V178H194ZM206 177V178H205ZM213 177V178H212ZM227 177V178H226ZM244 177H246L245 179L247 180L246 181V183H243L244 182V180L242 181V179H244ZM89 178V179H88ZM94 178V179H93ZM143 178V179H142ZM168 178H170V179H168ZM184 179V181H185V183H186V185H188V186H186L185 184H184V181H183V179ZM192 178V179H191ZM200 178V179H199ZM219 178V179H218ZM221 178V179H220ZM222 178H224V180L222 179ZM242 178V179H241ZM79 179V180H80ZM101 179V180H100ZM139 179H141V181L139 180ZM178 179V180H177ZM179 179H180V181H183L182 183L184 184V186H181V185H183L182 183H180V181H179ZM189 179H190V181H189ZM230 179H232V180H230ZM80 180V181H81ZM86 180H87V182H86ZM94 180H95V183H94ZM103 180H104V182L107 184H105L104 183V185H103ZM131 180V181H130ZM141 183L142 181H143V183L141 184V186L140 185H138L139 184V182ZM167 180V182H169L168 183V185H167V182H165ZM172 181V183L170 182V181ZM173 180H174V182H173ZM177 180V181H176ZM195 182H194V181ZM204 180V181H203ZM214 180V181H213ZM217 182H216V181ZM223 182H221V181ZM225 180H227V181H225ZM235 180V181H234ZM249 180V181H248ZM89 181H90V184H89ZM99 183H97V182ZM133 181H137L136 183L137 184H134V182ZM163 181V183L165 182L166 183V185H164L163 183H161ZM192 181V182H191ZM198 181V182H197ZM213 181V182H212ZM233 184H235L236 182L238 183V185H239V187H238V185H237V183H236V185H229L228 183H230V182ZM234 181V182H233ZM239 181V182H238ZM110 182V183H109ZM149 183V184H151L152 182L155 184V185H153V183H152V185L153 186H151V187H153V188H151V189H149V187H148V184H144V183ZM157 182H158V184L159 183H161L160 185H158L157 184ZM177 182H179V183H177ZM227 182V184H225ZM242 182V188H241V185H240V183ZM251 182V181H250ZM87 183V184H86ZM124 183V184H123ZM127 184V187H125L126 186V184ZM174 183H176L175 184V186H173V190H175L174 191V193L172 194L175 198H173V196L171 197V198H168V199H166V200H168L167 202L170 204H168L170 207H172L171 206V201H172V205L173 204H176L175 206L176 207H179V210H178V208H176L175 207V209L178 211H176L173 207H172V209H169L170 207L168 206V209H166L165 211L162 209V210H160V216L159 215H157L159 212H157V211H159V208L157 207L158 205L157 204H155L156 206H154L153 207V204L156 202V203H158V200H159V203H160V201H162V200H164L163 199V197H161V198H159V197H157L156 195H158L159 194V191H161L165 186H169L170 185V187H172V184L174 185ZM214 183H216L215 185H214ZM218 183V184H217ZM89 184V185H88ZM93 184V185H92ZM95 184V185H94ZM98 184V188L96 187V185ZM109 184V185H108ZM119 184V185H118ZM198 184V185H197ZM221 185V189L220 188H218L220 185ZM222 184H224V186H222ZM245 184H247V186H248V190H250L251 191V189H254V191L252 192L251 191V193L249 194L250 195V197H249V195H247L249 192H248V190L246 189V188H244V187H246V186H244ZM257 184V183H256ZM86 185H88V187L86 186ZM92 185V186H91ZM101 185V186H100ZM137 185V186H136ZM145 185V186H144ZM158 185V187H160L161 185H163L162 187H160L161 188V190H159V188L158 187H155V186H157ZM190 185L193 187V188H198L197 190H195V189H191V187H190ZM197 185V186H196ZM217 185H219V186H217ZM225 185H228V188L231 190H228V188H227V186H225ZM89 186H91L90 188H93L92 190L94 191H92L91 189L89 190ZM94 186V187H93ZM120 186H123V187H120ZM132 186V187H131ZM133 186H135V190H134V187ZM180 186H181V188L182 187H184V188H186V190H184V189H181L180 188ZM215 186V187H214ZM234 186H235V188H234ZM250 186V187H249ZM95 187L97 188V189H95ZM100 187L101 188H105L104 190L103 189H100ZM129 187V188H128ZM141 187H142V189H141ZM144 187V188H143ZM188 187V188H187ZM190 187V188H189ZM201 187V188H200ZM216 187H217V189H216ZM226 187V188H225ZM231 187V188H230ZM252 187V188H251ZM110 188V189H109ZM128 189V190H126L125 191V189ZM138 188H139V190H138ZM148 188V193H147V195H146V193L145 192H147L146 191V189ZM154 188H158L156 191H158V194L156 193L155 194V189ZM174 188H176V189H174ZM201 190H200V189ZM209 188V189H208ZM225 188V189H224ZM239 188H240V190H242V189H245L244 191L242 190V191H240L239 190ZM251 188V189H250ZM257 188V189H256ZM99 189H100V191L101 192H99V194L97 193L98 191H99ZM117 189H119V190H117ZM130 189V190H129ZM141 189V190H140ZM183 190V191H185L186 192V194H188V196H189V193H190V195H192V193H193V191L195 192V194H197V195H194V193H193V195L196 197V200L195 199H193L194 200V203H196L197 204V201H198V199L200 200L199 202H201L202 201V199L203 198H205V199H203L204 201L203 202H201V203H203L204 205L202 206V205H199V206H201L200 208H201V211H203L204 213H200L199 214V212H198V209H200V208H198L199 206H197L198 204H201V203H198L197 205L195 204V206H193L194 204H192V198L191 197H193V198H195L194 196H191L190 198L186 195H180L181 193H185V192H183V191H181V190ZM206 189L208 190V191H206ZM224 189V190H223ZM234 189H236V192H235V190ZM238 189V190H237ZM256 189V190H255ZM96 190V191H95ZM114 190H116L115 192H114ZM120 190H121V192H120ZM122 190H123V192H122ZM143 190H145V192L143 191ZM176 190H178L179 192H177ZM191 190V191H190ZM193 190V191H192ZM210 190V191H209ZM212 190V191H211ZM234 190V191H233ZM247 190V194H245V191ZM259 190H260V192H259ZM110 191V192H109ZM124 191H125V195L123 194H121V193H124ZM127 191H129V192H127ZM131 191V192H130ZM134 191V193H132ZM137 191L139 192L138 193V195H136V196H140V194H142L140 197L141 198H143V199H141V198H139V197H137L136 199H134V197H135V195L134 194H136L137 193ZM141 191H143V193H141ZM149 191H153V194H154V196L155 197H157V198H159V199H155V197L153 196V199L155 200H153L151 197H152V193L151 192H149ZM198 191H200V192H198ZM217 191V192H216ZM226 191V192H225ZM234 193H233V192ZM239 191L241 192L240 193V197H242V199L239 197ZM256 191H257V193H256ZM104 192V193H103ZM106 192V193H105ZM112 192H114V194L112 193ZM120 192V193H119ZM189 192V193H188ZM216 192V193H215ZM222 192H224V193H222ZM243 192V193H242ZM263 192V193H262ZM94 193H97V194H94ZM100 193H102L101 194V196H99L100 195ZM118 195H117V194ZM152 195H151V194ZM176 193V194H175ZM207 193V194H206ZM217 193H218V195H217ZM222 193V194H221ZM227 193V194H226ZM230 193H232L235 197H236V199H235V197H233L232 198V194H230ZM237 193H238V195H237ZM253 193H255V195H253ZM106 195V196H104V195ZM113 194V195H112ZM127 194V195H126ZM128 194H129V196H128ZM132 194H133V197H132V200L134 199V203H132V201H131V199L129 200V207L131 208V204H134V205H132V208L133 209H135L136 207V205H137V207L138 208H136L135 210H139V208L143 211V205H144V207H145V209H144V217H147V220H148V218H149V221H147V224H148V227L147 226H145V225H143V224H146L145 222L143 223V221H141L140 223H138L139 221H138V218L136 219V215L135 216H127L126 217V219H125V216H124V214L126 213V211H125V209L124 208H126V206L128 205V204H126V203H124L125 202V199H127V201H128V198H131L130 196H132ZM143 194H144V197H143ZM150 194V195H149ZM175 194V195H174ZM177 194H179L180 196H182V198L184 197L185 198V201L187 202V203H189V204H191V206H189V204H187L185 201H184V198H183V201H182V198L180 197L179 199L177 198V197H179V195H177ZM208 194H210V196L208 195ZM211 194H212V196H211ZM227 197H225L224 195ZM242 194H244L243 196H241ZM103 195V196H102ZM110 195V196H109ZM228 195H229V197H228ZM247 195V197H249L250 198V201L251 202H253V203H250V201L248 200L249 198H247V201L245 200L246 199V196ZM257 195H258V197H257ZM261 195V196H260ZM113 196H116V197H113ZM118 196H122L123 197V199H122V197H121V199H122V201H121V199L119 200V202L121 201V203H119V202H117L118 200ZM125 196H127V198H124ZM149 196H150V198H149ZM159 196V195H158ZM171 196V195H170ZM102 197H103V199H102ZM110 197L111 198H116V200L114 201L115 203H112L113 201H112V199H110ZM147 197H148V199H147ZM202 199H201V198ZM211 197V198H210ZM223 197V198H222ZM244 197H245V199H244ZM252 197H254V198H252ZM107 198V199H106ZM165 198V197H164ZM189 198V199H188ZM218 198V199H217ZM238 198V199H237ZM239 198H240V200H239ZM96 199L94 198L93 200H95L96 201ZM147 201H146V200ZM162 199V200H161ZM170 199V200H169ZM171 199H173V200H171ZM176 200V202L178 201V200H181L182 201V203L180 202V201H178L177 203H175L174 201ZM206 199H208V200H206ZM227 199V200H226ZM228 199H229V202H228ZM233 199H234V201H233ZM254 199H256V202L255 201H253ZM103 200V201H102ZM110 200V201H109ZM123 200H124V202H123ZM141 200H143V201H141ZM150 200H152V201H154V203L152 202V201H150ZM190 200H191V202H190ZM221 200H222V202H221ZM77 201H79V200H77ZM82 201L83 200H81V201H79V202H77L79 205H81L82 206ZM101 201V202H100ZM106 201H108L107 203H106ZM130 201H131V203H130ZM142 202L141 204L142 205H139L138 203L139 202ZM147 203H145V202ZM149 201V202H148ZM170 201V202H169ZM208 201H209V203H210V206H209V204H207L208 203ZM212 201L213 202H215V203H212ZM227 201V202H226ZM260 201V202H259ZM81 202V203H80ZM138 202V203H137ZM174 202V203H173ZM180 202V203H179ZM188 205H186L185 203ZM207 202V203H206ZM217 202V203H216ZM225 202V203H224ZM245 202H247V203H249V204H247L248 206H246V204H245ZM254 202H255V204H254ZM258 202V203H257ZM136 203V204H135ZM150 203L152 204L151 206H150ZM158 203V204H159ZM179 203V204H178ZM219 203V204H218ZM221 203V204H220ZM231 203L232 204H234V205H231ZM115 204H117V205H115ZM120 204V205H119ZM124 206V208L122 207V205ZM215 204H217V205H215ZM252 204H254V210H253V208H252ZM257 204H259L258 206H256ZM79 205H77V207L79 206ZM104 205V207L107 209V207H108V209L107 210H105V208H103L102 206ZM146 205H148V209L146 210ZM180 205H181V207H180ZM184 205V206H183ZM187 207H186V206ZM206 205V206H205ZM221 205H222V207H221ZM223 205H224V207H226L227 205V207H226V209H224L223 208ZM230 205V206H229ZM242 205V206H241ZM243 205H244V207H243ZM81 206H79V208L81 207ZM118 206H119V208H118ZM122 208H121V207ZM142 208H141V207ZM174 206V205H173ZM213 208H212V207ZM217 206V207H216ZM235 206V207H234ZM251 207V209H249L250 207ZM156 207H157V209H156ZM188 207H190L191 209H193V207H194V209H195V211L194 212H192L191 211V209L190 208H188ZM203 207V208H202ZM206 207H209L210 208V210H212V211H210L209 210V208H206ZM216 207V208H215ZM234 207V208H233ZM245 207H247V210H249V211H247V210H245L246 208ZM249 207V208H248ZM257 208V210H259V211H257L256 210V208ZM25 208H26V206H25ZM114 208H117V209H115V211H114ZM121 208V209H120ZM149 208H151V209H149ZM152 208L153 209H155L156 210V212H154V210H152ZM185 208H187L190 212H188ZM196 208H197V210H196ZM212 208V209H211ZM222 208V209H221ZM230 210H229V209ZM245 208V209H244ZM119 209V210H118ZM125 211V213L123 212V210ZM128 209V206H127V208H126V210ZM174 209V210H173ZM204 209H206L207 211H204ZM217 211H216V210ZM121 210V211H120ZM145 210L147 211V212H149L148 210H150V211H152L151 213H147V212H145ZM172 210V211H171ZM185 210L187 211V212H185ZM222 210H223V212H222ZM236 210V211H235ZM103 211V212H102ZM109 211V212H108ZM117 211H119V212H117ZM128 211H129V209H128ZM168 211V212H167ZM170 211V212H169ZM175 211V212H174ZM200 211V210H199ZM200 211V212H201ZM208 211H210V212H208ZM234 213H233V212ZM245 211V212H244ZM111 212H113V215L115 216V214L116 213H118V215L120 216H118L117 214H116V218H114V219H118V220H113V222L112 223H110V221H112V219H113V215H111ZM116 212V213H115ZM161 212H163V214L161 213ZM171 212H173V213H171ZM194 214H192V213ZM206 212H207V214H206ZM232 214H231V213ZM241 212V213H240ZM245 214H244V213ZM247 212V213H246ZM257 212H259V214L257 213ZM100 213V214H99ZM102 213V214H101ZM107 215H106V214ZM110 213V214H109ZM115 213V214H114ZM123 213V214H122ZM155 213H157L156 215L157 216H154L153 214ZM167 213V214H166ZM169 213H171V214H169ZM175 213V214H174ZM179 213V214H178ZM191 213V214H190ZM195 213H197L198 214V217H197V214H195ZM209 213H211V214H209ZM230 213V214H229ZM243 213V214H242ZM90 214H92L94 217L92 218V216L90 215ZM98 214V215H97ZM103 214H104V217H103ZM150 214H152V216L150 215ZM166 214V215H165ZM177 214V215H176ZM204 214H206L207 216H211V218L210 217H205L206 215H204ZM213 214H214V216H213ZM227 214V215H226ZM251 214V215H250ZM109 215V216H108ZM111 215V216H110ZM147 215V216H146ZM162 215L164 216V217H162ZM173 215V216H172ZM192 216V218L194 217V219H192L191 218V216ZM196 215V216H195ZM199 215H200V219H199ZM203 216V218H202V216ZM220 215V216H219ZM246 215V217L248 216V215H250V216H248L246 219L243 217V216H245ZM106 216V217H105ZM107 216L109 217V219L110 220H108L107 219ZM149 216H151V217H149ZM154 216V218H152ZM178 216V217H177ZM186 216V217H185ZM190 216V217H189ZM213 216V217H212ZM225 216V217H224ZM100 217V219H97V218H99ZM119 217V218H118ZM134 217V218H133ZM155 217H160L159 218V220H161V221H159V220H157V221H159V223L160 222H163V220H164V218L166 219V220H164V222H165V224H163V223H156L155 221H156V219H155ZM161 217H162V219H161ZM171 217H172V219H171ZM173 217H174V219H173ZM182 217V218H181ZM187 217H188V219H187ZM238 217H240V218H242V219H239ZM251 217V218H250ZM257 217H258V219H257ZM103 220H102V219ZM122 218H123V221L124 222H126V220H127V222L126 223H124V225H123V221H119L120 219L122 220ZM194 221H192L191 219ZM198 219V220H196V219ZM205 218V219H204ZM221 218V219H220ZM233 218V219H232ZM236 218V220H234ZM243 218H244V221L246 222H243L242 220H243ZM254 218V219H253ZM134 219H136V220H134ZM145 219V218H144ZM152 219H154L153 221L154 222H152ZM182 219V220H181ZM209 219H212V220H209ZM223 219V220H222ZM224 219H226V220H224ZM230 219H231V221H230ZM237 219H239L240 221H241V223L239 222V220L237 221ZM248 219H250V220H248ZM98 220H101L100 222L98 221ZM105 220L107 221V223L105 222ZM146 220V219H145ZM167 220H169V221H167ZM173 220V221H172ZM203 220H204V222H206V224L205 223H202L203 222ZM206 220H208V221H206ZM219 220H220V222H219ZM223 222H222V221ZM227 220L229 221V222H227ZM262 220V221H261ZM100 223H98V222ZM108 221H109V223H108ZM133 221V222H132ZM138 221V222H137ZM183 221V222H182ZM196 221V222H195ZM210 221H211V224L213 223V225H209L210 226V230H209V226L207 225L208 223L210 224ZM234 221V222H233ZM236 221L237 222H239V223H237V224H241L242 225V223H243V225L242 226H246L247 224L249 225H247L246 227L247 228H245V227H242V226H236V227H234V229L232 228L233 226H235V224H236ZM251 221V222H250ZM104 222V223H103ZM137 223V224H139V225H137V224H135V223ZM168 222V223H167ZM198 222V223H197ZM217 222V223H216ZM232 222V224H230ZM247 222H249V223H247ZM253 222V223H252ZM260 222L262 223V224H260ZM105 223H106V225H105ZM152 223H153V225H152ZM169 223H172V225L171 224H169ZM201 223V224H200ZM222 223H224V224H222ZM227 223V224H226ZM92 224H94L95 226H93ZM97 224L99 225V226H97ZM107 224H109L108 226H107ZM146 224V225H147ZM149 224H151V226L149 225ZM159 224V226H157ZM163 224V226H161V229H160V225H162ZM193 224H194V226H193ZM218 224V225H217ZM220 224H221V230H220ZM228 224H229V226H228ZM236 224V225H237ZM101 225H103V227H101ZM132 225V226H131ZM154 225H155V227H154ZM199 225V226H198ZM217 225V226H216ZM225 225H227L226 227H224ZM251 225V226H250ZM116 226L115 227H113L114 229L116 228ZM134 226H136V227H134ZM140 226H142L141 228H140ZM187 226V227H186ZM203 226H205V227H203ZM211 226H213V228H211ZM216 228H215V227ZM259 226H263V227H259ZM100 227V228H99ZM107 227V228H106ZM149 227H152V228H149ZM156 227H158L160 230H158ZM163 227V228H162ZM196 227V228H195ZM206 227H208V228H206ZM217 227H219V229H217ZM222 227H223V229H222ZM230 227V228H229ZM237 227H238V229H237ZM256 227V228H255ZM107 230H106V229ZM115 229V230H117V231H119L118 229H120V227L118 228V229ZM138 228V229H137ZM143 228V229H142ZM148 228H149V230H148ZM167 228H169V229H167ZM194 228V229H193ZM199 228V230L197 231V229ZM200 228L202 229V230H200ZM229 228V229H228ZM244 228V229H243ZM258 228V229H257ZM262 228V229H261ZM144 231V230H146L145 232H142V230ZM152 229V230H151ZM154 229V230H153ZM157 231H156V230ZM164 231H163V230ZM196 229V230H195ZM215 229H217V230H215ZM229 231H228V230ZM237 229V230H236ZM245 229H247V231L245 230ZM250 229V230H249ZM260 229V230H259ZM101 230H103L102 231V233H101ZM114 230V231H115ZM135 230L136 231H140L141 233H137V232H135ZM194 230V231H193ZM233 230V231H232ZM242 230V231H241ZM251 231V232H249V231ZM105 231H107V232H105ZM154 231H156V232H154ZM162 232L163 231V233L161 234L160 232ZM169 231V232H168ZM195 231H196V233H195ZM207 231V232H206ZM213 231H215V232H213ZM218 231V232H217ZM220 231V232H219ZM222 231V232H221ZM226 231V232H225ZM232 231V232H231ZM240 231V232H239ZM103 232H105V235L103 234ZM167 232H168V234H167ZM199 234H198V233ZM211 232H212V234H211ZM217 232V233H216ZM226 233V234H224V233ZM255 232H257V233H255ZM100 233H101V236H102V238H101V236H100ZM153 233V234H152ZM170 233V234H169ZM172 233V234H171ZM193 233H195V234H193ZM238 233V234H237ZM240 233V234H239ZM243 233V234H242ZM248 233H250V234H248ZM258 233H259V235H258ZM98 234V235H97ZM106 234H109V235H107L106 236ZM147 234H148V236H147ZM162 235V237H163V235H165L163 238L161 237V235ZM214 234V235H213ZM221 234V235H220ZM242 234V235H241ZM246 234H248V235H246ZM261 234V235H260ZM104 235V236H103ZM112 235V236H111ZM144 236V238H143V236ZM155 235V236H154ZM195 235V236H194ZM199 235V236H198ZM209 235H210V237H209ZM235 236L236 235V237H233V236ZM239 235H241V236H239ZM254 235H255V237H254ZM258 236V241H257V236ZM100 236V238L101 239H103V240H101V239H99V241H97V237H99ZM109 236H111V237H109ZM126 236V237H127ZM138 236V237H137ZM160 236V237H159ZM170 238H169V237ZM179 236V237H178ZM184 236V237H183ZM196 236L198 237L197 239H196ZM206 236H207V238H206ZM214 236H216V238L214 237ZM226 236V237H225ZM239 236V237H238ZM174 237V238H173ZM187 237V239H185ZM209 237V238H208ZM212 237V238H211ZM221 237V238H220ZM249 237V238H248ZM261 237H263V238H261ZM112 238V239H113ZM150 240H148V239ZM158 238V239H157ZM162 238V239H161ZM177 238V239H176ZM181 238V239H180ZM190 238V239H189ZM200 238H202V239H200ZM211 238V239H210ZM213 238L215 239V240H213ZM220 238V239H219ZM228 238V239H227ZM234 238V239H233ZM238 240H237V239ZM239 238H241V239H239ZM261 238V239H260ZM161 239V240H160ZM168 239H170V240H168ZM184 239V240H183ZM203 239H205L204 241H203ZM208 239V240H207ZM223 239V240H222ZM104 240H105V242H104ZM168 240V241H167ZM176 240V241H175ZM183 240V241H182ZM207 240V241H206ZM240 240V241H239ZM243 240V241H242ZM252 240V241H251ZM254 240V241H253ZM103 243L104 242V246H102V244H101V242ZM161 241V242H160ZM181 241V242H180ZM187 241V242H186ZM198 241V242H197ZM203 241V244L202 243H200V242H202ZM210 241V242H209ZM213 241V242H212ZM222 241V242H221ZM229 241V242H228ZM246 241V242H245ZM108 242H109V244H108ZM144 242V243H143ZM148 242V243H147ZM159 242V243H158ZM168 242V243H167ZM170 242H171V244H170ZM183 242H185V243H183ZM188 242H190L191 243V245H190V243H188ZM205 242V243H204ZM212 242V243H211ZM215 242V243H214ZM224 242V243H223ZM227 242V243H226ZM232 242V243H231ZM239 242V244H235V243H238ZM256 242V243H255ZM260 242H262L261 244H260ZM96 243H99V245H97ZM149 243H153V244H155V245H152V246H154V248H152V246H151V244L150 245H148ZM181 243V244H180ZM200 243V244H199ZM210 243V245L208 246V244ZM220 243V244H219ZM221 243H222V245H221ZM229 243V244H228ZM241 243H242V245H241ZM65 244L66 245H68L69 243L67 242V241H65ZM101 244V245H100ZM147 244V245H146ZM164 244H165V246H166V248H165V246H164ZM170 244V245H169ZM198 244H199V246H198ZM216 244V245H215ZM220 246H219V245ZM225 244H226V247H225ZM246 244V245H245ZM258 244H259V246H258ZM96 245V246H95ZM136 245H138V244H136ZM162 245V246H161ZM188 245V246H187ZM204 247H203V246ZM205 245H206V249H205ZM234 245V246H233ZM240 245V246H239ZM255 245V246H254ZM99 246H101V248H103V249H100V248H98ZM107 246H109V248L107 247ZM171 246V247H170ZM201 246V247H200ZM229 246V247H228ZM232 248H231V247ZM255 247V248H252V247ZM108 249H107V248ZM142 247L144 248V252H143V250H142ZM150 247V248H149ZM184 247H185V249H184ZM203 247V248H202ZM220 247V248H219ZM234 247V248H233ZM151 248H152V250H151ZM162 248H164V249H162ZM190 248V249H189ZM191 248H194V249H192V251H191ZM201 248V249H200ZM207 248H208V250L210 251V249L209 248H211V254L209 253V251L207 250ZM223 248H225V249H223ZM230 248V249H229ZM238 248V249H237ZM243 248V249H242ZM247 248V249H246ZM257 248V249H256ZM112 249V248H111ZM146 249V250H145ZM196 249H197V251H196ZM198 249H199V251H198ZM216 249V250H215ZM221 249V250H220ZM227 249V250H226ZM239 249H240V251H239ZM252 249H255L256 251L254 252V251H252ZM259 249H260V251H259ZM101 250V251H100ZM139 250H141V251H139ZM164 250L165 251H167V252H164ZM200 250H202L201 252H200ZM217 250H219V251H217ZM228 250H230V251H228ZM246 250V251H245ZM261 250L263 251V253L261 252ZM97 251V252H96ZM188 251V252H187ZM190 251V252H189ZM194 251L196 252V253H194ZM208 251V252H207ZM238 251V252H237ZM250 251H252L253 253H257V256L255 255V254H250L249 252ZM97 254H96V253ZM99 252V253H98ZM110 252V251H109ZM137 252V253H136ZM169 252H170V254L171 255H169ZM178 252V253H177ZM185 252V253H184ZM203 252V253H202ZM204 252H205V254H204ZM230 253V255H232L233 257H235V253L237 254H240L241 256V258L239 257V255H236V257L235 258H237V259H235V258H231L230 257V255H229V253ZM233 252H234V255H233ZM251 252V253H252ZM150 253V254H149ZM168 253V254H167ZM177 253V254H176ZM193 254V256H192V254ZM200 253H202V254H200ZM246 253V254H245ZM260 253V254H259ZM95 254V255H94ZM101 254V255H100ZM115 254V255H114ZM118 254V253H117ZM123 254H124V251H123ZM125 254H127L126 252H125ZM140 254V255H139ZM160 254V255H161ZM167 254V255H166ZM183 254V255H182ZM189 254V255H188ZM199 254V255H198ZM210 254V255H209ZM226 254V255H225ZM249 254V255H248ZM259 254V255H258ZM262 254V255H261ZM171 257H169V256ZM186 257H185V256ZM196 255V256H195ZM201 255V256H200ZM213 255V256H212ZM227 255H228V257H227ZM246 255V256H245ZM250 255H251V257H250ZM253 255H255V258H254V256ZM261 255V256H260ZM108 256V257H107ZM123 256H125L126 258L124 259V257ZM182 256V257H181ZM199 256V257H198ZM212 256V257H211ZM219 256V257H218ZM238 256V257H237ZM245 256V258H243ZM247 256H249V257H247ZM144 257H145V259H144ZM174 259H173V258ZM176 257V258H175ZM185 257V258H184ZM188 257V258H187ZM191 257H192V259H191ZM197 257V258H196ZM215 257H216V259H215ZM254 259H253V258ZM258 257V258H257ZM181 258V259H180ZM208 258V259H207ZM211 258V260H209ZM221 260H220V259ZM243 258V259H242ZM261 258V259H260ZM102 259H104V260H102ZM108 259H111L112 261L114 260V263H111V260H108ZM143 259V260H142ZM195 259V260H194ZM197 259V260H196ZM223 259V260H222ZM230 259H234V260H230ZM107 260V261H106ZM124 260V261H123ZM167 260V261H166ZM229 260V261H228ZM236 260H240V261H236ZM253 260V261H252ZM261 260V261H260ZM67 261V260H66ZM103 261V262H102ZM105 261V262H104ZM117 261V262H116ZM170 261V262H171ZM202 261V260H201ZM221 261L223 262V263H221ZM233 261L235 262V263H233ZM250 261H252V262H250ZM77 261H75V263H73V264H77L76 263ZM126 262H128V263H126ZM162 262H164V263H162ZM169 262V264H171ZM250 262V263H249ZM263 262V263H262ZM119 263V262H118ZM218 263V261H217V264H219ZM130 264V263H129ZM132 264H134V263H132ZM210 264V263H209ZM212 264V263H211ZM253 264H255V263H253Z\"/></svg>",
    "mask_w": 264,
    "mask_h": 264
},
{
    "label": "bare ground",
    "instance_id": "2",
    "mask_svg": "<svg viewBox=\"0 0 264 264\" xmlns=\"http://www.w3.org/2000/svg\"><path fill=\"white\" fill-rule=\"evenodd\" d=\"M98 1H100V0H98ZM97 1V2H98ZM145 1V0H144ZM183 1H187V3L188 4H190V5H192V6H195L196 4L197 5H199V6H196V7H198V8H200V9H202L203 10V12H204V17H205V19H206V22H205V28L209 31V35H208V39L210 40V45H211V47L213 48L212 50H214V52L216 53L217 51H222L224 54H226L228 57H230V58H233V60L235 61V68H233V71H236V73L235 74H240L242 77H243V79H244V84L246 85V86H248V85H255L254 83L255 82H263V86H264V14H262V13H258L256 10H254L250 5H246V4H242V3H240V4H236L235 2H233L232 0H215V1H212V0H183ZM9 2V1H8ZM102 2V1H101ZM134 2H135V0H134ZM151 2L153 3L154 2V5L153 6H155V5H159L158 4V0H151ZM3 3V2H2ZM7 3V2H6ZM9 3H13V0L12 1H10ZM137 3V2H136ZM138 3H140V2H138ZM4 4V3H3ZM17 4V3H16ZM118 4V3H117ZM119 4H121V3H119ZM6 5V4H5ZM13 5V4H12ZM20 5V4H19ZM41 5V4H40ZM15 6V5H14ZM17 6V5H16ZM149 6V5H148ZM191 6V7H192ZM0 7H3V6H0ZM19 7V6H18ZM122 7V6H121ZM157 7V6H156ZM155 7V8H156ZM159 7V6H158ZM20 8V7H19ZM150 8V7H149ZM154 8V7H153ZM152 8V9H153ZM18 9V8H17ZM17 9H15V10H17ZM41 9V8H40ZM119 9V8H118ZM207 9H209L208 11H210V13L209 14H206V11H207ZM4 9H2V11H3ZM6 10V9H5ZM14 10V11H15ZM6 11H9V10H6ZM11 11V10H10ZM9 11V12H10ZM111 11H114V10H111ZM118 11V10H117ZM6 15H5V17H3L4 19H1L0 18V22H2L1 24H0V33L2 34V35H4V36H7V38H8V40H9V44L10 45H8V47H7V45L6 46H4V47H7L6 49H9V50H12V49H22V51L21 52H23V53H25L26 55L25 56H30L31 57V55H34V54H36V52H35V50H34V48L32 47L33 46V41L31 42V40H33V26H35L34 24H33V26L31 25V24H29V21H28V19H27V17H25L24 15H20V14H14V13H6V12H4ZM21 13V12H20ZM30 13V12H29ZM119 13V12H118ZM0 14H1V12H0ZM32 14V13H31ZM30 14V15H31ZM160 14H161V16H162V14L163 13H161L160 12ZM2 15H3V13H2ZM152 15H154V14H152ZM4 16V15H3ZM156 16V15H155ZM154 16V17H155ZM75 17V16H74ZM30 18V17H29ZM32 19V18H31ZM31 19H30V21H31ZM35 19V18H34ZM33 19V20H34ZM39 19V18H38ZM82 19V18H81ZM32 20V21H33ZM44 21V20H43ZM62 21V20H61ZM82 21V20H81ZM35 23H36V21H34ZM38 22V21H37ZM165 22H166V20H165ZM32 23V22H31ZM171 23V22H170ZM169 23V24H170ZM172 23H174L173 21H172ZM171 23V24H172ZM79 24V23H78ZM170 24V25H171ZM174 24H176V23H174ZM81 25V24H80ZM167 25H168V23H167ZM166 25V26H167ZM32 26V27H31ZM43 26V25H42ZM172 26H173V24H172ZM172 26H171V28H172ZM36 27V26H35ZM37 28V27H36ZM176 28V27H175ZM44 29V28H43ZM173 29V28H172ZM171 29V30H172ZM184 29V28H183ZM178 29L176 28V31H177ZM34 31H35V29H34ZM37 31V30H36ZM182 32H185V33H187V31H185V29H184V31H182ZM192 32V31H191ZM38 33V32H37ZM36 32H35V34H37ZM177 33V32H176ZM188 33H189V31H188ZM39 34V33H38ZM178 34V33H177ZM190 34V33H189ZM43 35V34H42ZM183 35H185V34H183ZM192 35H194L193 33H192ZM45 36V38H43V39H46V36L48 37V35H44ZM168 36V35H167ZM167 36H166V38H167ZM195 36V35H194ZM36 37H39V36H36ZM43 37V36H42ZM140 37V36H139ZM139 37H136L137 39H139ZM170 37V36H169ZM196 37V36H195ZM5 38V37H4ZM188 38V37H187ZM199 38V37H198ZM198 38H197V40H198ZM2 39H3V37H2ZM39 39V38H38ZM41 39V38H40ZM42 39V40H43ZM53 39V38H52ZM141 39V38H140ZM144 39V38H143ZM190 39V38H189ZM49 41H50V35H49V39H48ZM47 40V41H48ZM97 40V39H96ZM145 40H147V39H145ZM144 40V41H145ZM156 40V39H155ZM164 40V39H163ZM166 40V39H165ZM170 40H171V38H170ZM5 41V40H4ZM7 41V40H6ZM35 41V40H34ZM48 41V42H49ZM55 41V43L57 44V42H56V40H54ZM53 41V42H54ZM98 41H99V39H98ZM101 41V40H100ZM143 41V40H142ZM171 41H173V40H171ZM194 42H196V40L194 39L193 40ZM192 41V42H193ZM200 41V40H199ZM3 42V41H2ZM45 42V41H44ZM47 42V43H48ZM51 42V41H50ZM145 42H147V41H145ZM144 42V43H145ZM150 42V41H149ZM170 42V41H169ZM35 43V42H34ZM54 43V44H55ZM104 43V42H103ZM138 43V42H137ZM155 43V42H154ZM172 43V42H171ZM41 44H42V42H41ZM60 44V43H59ZM101 44V43H100ZM133 44H135V43H133ZM146 44H148V42L146 43ZM162 44V43H161ZM160 44V45H161ZM164 44V43H163ZM162 44V45H163ZM166 44V43H165ZM176 44H178V43H176ZM192 44V43H191ZM191 44H190V46H191ZM194 44V43H193ZM197 44V43H196ZM49 45H50V49L48 50V52L45 54V55H49V56H51L53 59H54V56H55V52L53 51V47L51 46V45H53V43H49ZM64 45H65V43H64ZM71 45V44H70ZM69 45V46H70ZM79 45L80 44H78V47H79ZM138 45V44H137ZM159 45V46H160ZM161 45V46H162ZM167 45V44H166ZM172 45V44H171ZM3 46V45H2ZM44 46V45H43ZM66 46H68V45H66ZM75 46V45H74ZM80 46H83V45H80ZM140 46V45H139ZM175 46H177V45H175ZM196 46V45H195ZM194 46V47H195ZM18 47H20V48H18ZM41 47H42V45H41ZM135 47H136V45H135ZM134 47V48H135ZM164 47H166V46H164ZM164 47H162V48H164ZM167 47H168V45H167ZM172 47V46H171ZM210 47V46H209ZM38 48V47H37ZM40 48V47H39ZM64 48H66V47H64ZM75 48H76V46H75ZM145 48V47H144ZM176 48V47H175ZM196 48H199V47H197L196 46ZM0 49H1V47H0ZM16 49V50H17ZM43 49V48H42ZM62 49V48H61ZM67 49V48H66ZM79 49V48H78ZM210 49V48H209ZM74 51H75V49H73ZM144 50H146V49H143L142 51H144ZM154 50V49H153ZM163 50H165V49H163ZM175 50V49H174ZM177 50V49H176ZM180 50V49H179ZM190 50V49H189ZM188 50V51H189ZM197 50H199V49H197ZM2 51H3V49H2ZM14 51V50H13ZM18 51H20V50H18ZM66 51V50H65ZM72 51V50H71ZM81 51H82V49H81ZM155 51V50H154ZM202 51H204V50H202ZM201 51V52H202ZM33 52H34V54H33ZM83 52V51H82ZM85 53L84 54H87L86 53V50L84 51ZM149 52V51H148ZM151 52V51H150ZM149 52V53H150ZM171 52V51H170ZM176 52H178V51H176ZM182 52V51H181ZM180 52V53H181ZM210 52H212V51H210ZM210 52H208V53H210ZM6 53H7V50H6ZM16 53H18V52H16ZM20 53V52H19ZM41 53V52H40ZM57 53H59L58 51H57ZM66 53V52H65ZM73 53V52H72ZM79 53V52H78ZM143 53V52H142ZM169 53V52H168ZM1 54V53H0ZM42 54V53H41ZM74 54V53H73ZM139 54H141V53H139ZM154 54V53H153ZM153 54H151L150 53V55L148 54L147 56H148V59L149 58H151V60H152V56H153ZM156 54V53H155ZM201 54H203V53H199V55H201ZM206 53H204V55H205ZM2 55V54H1ZM0 55V264H73V263H75V261H77L76 263L77 264H95V261H96V259H94L93 260V262L91 263V261H92V251L90 252V250L92 249H94V248H92L93 247V245L95 244V242L93 243V241H95V239H94V236H96L95 235V233H96V231H97V229L96 228H93L92 226H91V224H88V222H91V223H94L93 222V219L95 218L92 214H90L91 216H92V218L93 219H91V217L90 216H88L86 213L87 212H99L98 211V207H97V201H98V199L100 200V197L98 198V199H96L97 197L95 196V195H92V193H90L89 191H87L88 189L85 187V185H84V182H82V180H85V179H87V178H83L82 180L80 179V178H78L77 177V175L76 174H74V172L75 173H77L75 170H78L77 168H75V170H72L74 167H71L70 166V164L68 165V164H66V163H68V161H66V159L64 160L62 157H64L63 155L62 156H60V155H58L59 153H58V150L56 149V147L54 148L53 147V145H54V143H56V144H58V142L60 141L59 139H58V137H59V133H60V131L58 130V129H56L57 130V132H55L53 129H51V131H50V134H47L46 135V133L48 132V123L49 122H53V119L52 120H50L49 122L48 121H45V122H43V123H46V122H48L46 125V128H48L47 129V131L45 132L44 130L46 129H42L41 127H43L45 124H42L41 122H42V120L43 119H48V114L47 113H49L47 110V106L49 105V103H46L47 101H45V105L43 104V99L41 100V101H43L42 103H40V98H38V97H36V95H35V97L34 98H32L31 97V95H29V94H31V93H29L28 94V84H30L31 86V88L33 89L34 87H35V89L36 88H38V92H39V88H42L43 89V87H45V86H50V84L51 83H54V81H55V79L53 80V82H50V84L48 83V79H49V76L50 75H48V73L47 74H45L44 73V71H46L45 69H42V70H40L41 69V67H40V69L38 70V68L36 67L35 69H33V68H31L30 66H28L27 64V68H29V69H26L25 68V66H24V60H20V56L19 55H21V54H17L19 57L16 59V60H9V57H8V59H3L4 57H2ZM9 55H10V53H9ZM38 55V54H37ZM58 55V54H57ZM63 55H67V54H63ZM74 55H76V54H74ZM138 55V54H137ZM163 55H165V53L163 54ZM162 55V56H163ZM166 55H167V53H166ZM192 55H194V54H192ZM211 54H209V56H210ZM12 56V55H11ZM15 56L16 55H14V58H15ZM23 56V55H22ZM21 56V57H22ZM41 56V55H40ZM43 56V55H42ZM71 56H73V55H71ZM70 56V57H71ZM79 56V55H78ZM82 56H83V54H82ZM89 56V55H88ZM157 56V55H156ZM156 56H155V58H156ZM161 56V55H160ZM159 56V58H163L162 56L160 57ZM181 56H182V54H181ZM17 57V56H16ZM44 57V56H43ZM51 57H49V58H51ZM206 57H207V55H206ZM212 57V56H211ZM218 57V56H217ZM6 58V57H5ZM29 58V57H28ZM40 58V57H39ZM38 58V59H39ZM49 58H47V59H49ZM51 58V59H52ZM73 58H74V56H73ZM72 58V59H73ZM78 60L76 61V62H73V63H75V64H78V65H80V64H82L81 63V60H80V57H76ZM84 58V57H83ZM86 58V57H85ZM89 58V57H88ZM87 58V60H89ZM97 58V57H96ZM147 58V57H146ZM145 58V59H146ZM154 58V59H155ZM158 58V57H157ZM172 58V57H171ZM176 58H177V56H176ZM175 58V59H176ZM196 58V57H195ZM31 59V58H30ZM35 59V58H34ZM34 59L32 58V60L30 61V62H32V61H34ZM51 59H49V60H51ZM71 59V60H72ZM75 59V58H74ZM147 59V60H148ZM173 59V58H172ZM179 59H181V58H179ZM215 59V58H214ZM40 60H42V58L40 59ZM45 60V59H44ZM43 60V61H44ZM84 60V59H83ZM94 60H95V58H94ZM136 60V59H135ZM146 60V61H147ZM184 60H185V58H184ZM29 61V60H28ZM46 61V60H45ZM44 61V62H45ZM97 61V60H96ZM96 61H94V63H96ZM107 61V60H106ZM105 60H104V62H106ZM109 61V60H108ZM142 60L140 59V62H141ZM155 61V60H154ZM164 61V62H163ZM163 61H161L162 63H160L161 65H163V67H164V70L167 72V73H169V74H173V73H179L180 75H183V77L185 78H192L193 79V75H192V73L191 72H193V71H191V70H189L188 68H186V67H181L180 65V67H177L176 65H172V64H169L168 62V60H166L167 61V63L168 64H165L166 62H165V59L163 60ZM176 60H174V62H175ZM177 61H179V60H177ZM187 61V60H186ZM185 61V62H186ZM27 62V61H26ZM29 62V63H30ZM47 62V61H46ZM84 62V61H83ZM102 62V61H101ZM103 62V63H104ZM143 62V61H142ZM172 62V61H171ZM38 63V62H37ZM37 63H35L34 62V64L36 65ZM70 63V62H69ZM72 63V62H71ZM70 63V64H71ZM93 63V64H94ZM145 63H147V62H145ZM149 63H151V61L149 62ZM183 63H184V61H183ZM41 64H43V63H41ZM45 64V63H44ZM47 64V63H46ZM54 64V63H53ZM75 64H73L74 66H76ZM84 64V63H83ZM92 64V65H93ZM98 64V63H97ZM101 64V63H100ZM105 64V63H104ZM174 64V63H173ZM176 64H178V63H176ZM56 65V64H55ZM67 65H69V64H67ZM107 65V64H106ZM111 65V64H110ZM109 65V66H110ZM114 65V64H113ZM143 65V64H142ZM146 65H148V64H146ZM216 65V64H215ZM42 66H44V65H42ZM87 66V65H86ZM93 66H95L96 67V65H93ZM101 66V65H100ZM104 65H102V67H103ZM108 66V65H107ZM151 66V65H150ZM149 66V67H150ZM158 66H159V64H158ZM219 66V65H218ZM45 67V66H44ZM48 67V66H47ZM47 67H45V68H47ZM84 67V66H83ZM88 67V66H87ZM101 67V68H102ZM106 67V66H105ZM142 68H143V66H141ZM154 67V66H153ZM153 67H151V68H153ZM228 67V66H227ZM77 68H79V66L77 67ZM98 68H99V66H98ZM83 69V68H82ZM90 69H91V67H90ZM105 69V68H104ZM112 69H114V66H113V68ZM145 69H147V66H145V68H144V70ZM223 69H225V68H223ZM79 70H80V68H79ZM83 70H85V69H83ZM98 70V69H97ZM109 70V69H108ZM149 70V69H148ZM226 70V69H225ZM51 71V70H50ZM63 71V70H62ZM78 71V70H77ZM80 71H82V70H80ZM91 71H93V70H91ZM115 71V70H114ZM150 71V70H149ZM149 71H147L146 73H148ZM228 71V70H227ZM74 71L72 70V73H73ZM86 72V71H85ZM84 72V73H85ZM103 72L106 74V72L105 71H103L102 70V73L101 74H103ZM108 72V71H107ZM111 72V71H110ZM152 72V71H151ZM222 72V71H221ZM231 72H232V70H231ZM53 73V72H52ZM58 73V72H57ZM70 73V72H69ZM77 73V72H76ZM114 73V72H113ZM194 73V72H193ZM196 73H198V72H196ZM28 74H31V75H29V76H27ZM71 74V73H70ZM73 74H75V73H73ZM72 74V75H73ZM79 74H82L81 72L79 73ZM92 74H95L94 72H92L91 73V75ZM111 74V73H110ZM232 74H233V72H232ZM59 75V77H60V75H62V74H58ZM65 75V74H64ZM77 76H78V74H76ZM88 75V74H87ZM87 75H86V77H87ZM104 75V74H103ZM108 75V74H107ZM146 75V74H145ZM175 75V74H174ZM25 76H27L26 78H25ZM81 76V75H80ZM98 76V75H97ZM109 76V75H108ZM170 76V75H169ZM226 76V75H225ZM52 77H53V74H52ZM65 77H66V75H65ZM93 77H95V78H97L98 79V77H96V75L95 76H93ZM92 77V78H93ZM100 77V76H99ZM103 77H105V76H103ZM171 77V76H170ZM226 77H229V76H226ZM54 78V77H53ZM58 78V77H57ZM117 78V77H116ZM201 78V77H200ZM209 78H211L210 76H209ZM240 78V77H239ZM238 78V79H239ZM51 79V78H50ZM60 79V78H59ZM83 80H85L86 81V79H84V78H82ZM100 79V78H99ZM106 79V78H105ZM198 79H199V77H198ZM202 79V78H201ZM212 79V78H211ZM226 79H228V78H226ZM61 80V79H60ZM63 80V79H62ZM90 80H92V79H90ZM103 80V79H102ZM107 80H109V79H107ZM176 80V79H175ZM195 81H196V78L194 79ZM213 80V79H212ZM231 80L232 79H228L226 82H225V84H224V86H227L228 85V87H229V85L231 84ZM70 81V80H69ZM68 81V82H69ZM89 81V80H88ZM106 81V80H105ZM105 81H103L104 82V84H105ZM178 81V80H177ZM176 81V82H177ZM190 81V80H189ZM205 81V80H204ZM208 81V80H207ZM217 81V80H216ZM221 81H223V80H221ZM239 81V80H238ZM56 82V81H55ZM64 82V81H63ZM112 82L113 81H111V84H112ZM170 82V81H169ZM171 82H173V81H171ZM197 83H198V80L196 81ZM195 82V83H196ZM199 82H200V80H199ZM210 82V81H209ZM214 82V81H213ZM213 82H210L212 85H213ZM61 83H62V81H61ZM90 83V82H89ZM93 83V82H92ZM110 83V82H109ZM190 83V82H189ZM188 83V85H193V84H189ZM193 83V82H192ZM216 83V82H215ZM223 83H224V81H223ZM56 84V83H55ZM63 84V83H62ZM61 84V85H62ZM68 83H67V81H66V84L65 85H67ZM87 84V83H86ZM101 84V83H100ZM103 84V83H102ZM118 84H119V82H118ZM117 84V85H118ZM121 84V83H120ZM119 84V85H120ZM163 84V83H162ZM167 84H168V82H167ZM200 84V83H199ZM202 84V83H201ZM200 84V85H201ZM220 84V83H219ZM222 84V83H221ZM236 84V83H235ZM238 84V83H237ZM243 84V83H242ZM261 84V83H260ZM64 85V86H65ZM69 85H70V83H69ZM84 85V84H83ZM82 85V86H83ZM91 84H89V86H90ZM94 85H95V83H94ZM199 85V86H200ZM54 87V85H52L51 84V86H50V88L51 87ZM88 86V85H87ZM86 86V87H87ZM89 86L87 87V88H89ZM92 86V85H91ZM96 86H98V85H96ZM101 86V85H100ZM104 86V85H103ZM105 86H106V84H105ZM109 86V85H108ZM163 86H167V85H164L163 84ZM201 86H206L205 84H202ZM222 86V85H221ZM237 86V85H236ZM241 87L243 86V85H240ZM240 86H238L239 88H240ZM262 86V85H261ZM59 87V86H58ZM76 87V86H75ZM85 87V86H84ZM109 87H111V86H109ZM124 87V86H123ZM170 87V86H169ZM175 85L173 86V89H176V87H178V86H176L175 88ZM198 87V86H197ZM202 87V88H203ZM213 87V86H212ZM219 87H220V85H219ZM218 87V88H219ZM243 87H245V86H243ZM249 87V86H248ZM46 88V87H45ZM60 88V87H59ZM68 88H69V86H68ZM93 89H94V87H92ZM91 88V89H92ZM98 87H95V89H97ZM100 89L102 88V87H99ZM103 88H105V87H103ZM112 88V87H111ZM117 88V87H116ZM208 90L210 89V88H208V86L206 87ZM205 88V89H206ZM215 88H217V87H215ZM230 88V87H229ZM47 89V88H46ZM52 89V88H51ZM50 89V90H51ZM57 89V88H56ZM61 89V88H60ZM66 89V88H65ZM71 89H72V87H71ZM94 89V90H95ZM113 89V88H112ZM120 89V87L119 88H117L116 90H119ZM125 89H127V88H125L124 87V90ZM133 89V88H132ZM223 89V88H222ZM244 89V88H243ZM27 90V91H26ZM80 90V89H79ZM115 90V89H114ZM123 90V89H122ZM129 89H127L126 91H128ZM165 90H166V87H165ZM168 90V89H167ZM200 90V89H199ZM204 90V89H203ZM203 90H200V92L201 91H203ZM217 90H219V89H217ZM229 90V89H228ZM242 90V89H241ZM263 90V89H262ZM47 91H49V90H47ZM56 91V90H55ZM62 91H63V89H62ZM65 91V90H64ZM67 91H68V89H67ZM70 91V90H69ZM95 91H98V90H95ZM170 91V90H169ZM229 91H231V95H232V98H231V101H232V108H229V109H231V111H239V112H245V113H249V109H250V107H252V106H249V108L246 106V107H244V106H240V104H238L239 102L238 101H240V99L238 100V97L237 96H240V89H238L237 87H234V86H232L231 87V89L229 90ZM264 91V90H263ZM38 92H36V93H38ZM50 92H52V91H50ZM72 92V91H71ZM70 92V93H71ZM79 92V91H78ZM81 92H83V91H81ZM91 92V91H90ZM93 92V91H92ZM99 92V91H98ZM100 92H103V91H100ZM99 92V93H100ZM104 92H105V90H104ZM108 92H110V91H108ZM123 92V91H122ZM121 92V93H122ZM129 92V91H128ZM177 92V91H176ZM180 92V91H179ZM191 92V91H190ZM199 92V91H198ZM197 92V93H198ZM205 92V91H204ZM208 92V91H207ZM211 92V91H210ZM224 92V91H223ZM36 93H33V94H36ZM40 93H42V92H40ZM44 93V92H43ZM53 93H56V92H53ZM62 93V92H61ZM60 93V94H61ZM66 93V92H65ZM64 93V94H65ZM80 93V92H79ZM117 93H120V92H117ZM123 93H125V92H123ZM139 94H142V93H140V92H138ZM195 93V92H194ZM45 94V93H44ZM47 94V93H46ZM84 94V93H83ZM82 94V95H83ZM96 94V93H95ZM102 94V93H101ZM100 94V95H101ZM104 94V98H105V94L106 93H103ZM128 94V93H127ZM129 94H131L132 95V93H129ZM134 94V93H133ZM139 94H137L138 95V97H139ZM172 94V93H171ZM173 94H174V92H173ZM184 94V93H183ZM183 94H182V96H183ZM227 94V93H226ZM242 94V93H241ZM251 94H252V91H251ZM41 95V94H40ZM56 95V94H55ZM58 95V94H57ZM81 95V94H80ZM81 95V96H82ZM99 95V98L101 97ZM110 95V94H109ZM120 96H121V94H119ZM119 95H117V96H119ZM136 95V96H137ZM143 95V94H142ZM181 95V94H180ZM179 95V96H180ZM202 95V94H201ZM204 95V94H203ZM261 95V94H260ZM263 95V94H262ZM27 96H29V98H28V100H26L27 99ZM46 96V95H45ZM50 96V95H49ZM71 96V95H70ZM85 96V95H84ZM83 96V97H84ZM92 96V95H91ZM111 96H112V94H111ZM111 96L110 97H106L107 99L109 98V99H112L111 98ZM116 96V95H115ZM130 96V95H129ZM172 96H174V95H172ZM177 96V95H176ZM197 96V95H196ZM205 96V95H204ZM223 94L222 93H220V92H216V97L215 98H213L215 101H217V102H219V104H220V106H222V107H227L228 105H227V103H226V101L228 100H224L223 99ZM41 97V96H40ZM52 97H53V95H52ZM57 97V96H56ZM56 97H55V99H56ZM63 97V96H62ZM65 97H66V95H65ZM97 97V96H96ZM170 97V96H169ZM178 97V96H177ZM185 97V96H184ZM191 97V96H190ZM226 97H228V94H227V96L225 95V98ZM251 97H252V95H251ZM42 98V97H41ZM46 98V97H45ZM48 98V97H47ZM68 98V97H67ZM74 98V97H73ZM80 98H82V97H80ZM87 98V96H85V99ZM98 98V97H97ZM125 98V97H124ZM137 98V97H136ZM144 98V97H143ZM142 98V99H143ZM181 98V97H180ZM229 98V97H228ZM240 98V97H239ZM246 98V97H245ZM249 97H247V99H248ZM254 98V97H253ZM54 99V98H53ZM58 99V98H57ZM88 99V98H87ZM103 99V98H102ZM106 99V100H107ZM115 99V101L117 100V98H114ZM114 99H112L113 101H114ZM128 98H126V100H127ZM141 99V98H140ZM145 99V98H144ZM163 99H166V97L165 98H163ZM210 99V98H209ZM208 99V100H209ZM230 99V98H229ZM235 99H237V100H235ZM246 99V100H247ZM30 100H32V102H30ZM52 100V99H51ZM67 100V99H66ZM83 100H84V98H83ZM91 100V99H90ZM98 100H100V99H98ZM97 100V101H98ZM111 100V101H112ZM168 101L170 100L169 98L167 99ZM172 100V99H171ZM173 100H175V98L173 99ZM172 100V101H173ZM182 100V99H181ZM187 100V99H186ZM192 100H193V98H192ZM195 100V99H194ZM193 100V101H194ZM198 100V99H197ZM201 100V99H200ZM199 100V101H200ZM202 100H206V99H202ZM249 100V99H248ZM48 101H50V100H48ZM69 101V100H68ZM80 101V100H79ZM81 101H82V99H81ZM87 101V100H86ZM85 101V102H86ZM102 101V100H101ZM104 101V100H103ZM103 101H102V103H103ZM109 101L110 100H108L107 102L109 103ZM111 101H110V104H111ZM129 101H131L130 99H129ZM132 101H134V100H132ZM153 101V100H152ZM155 101V100H154ZM164 101H166V100H164ZM164 101H160V102H163L164 103ZM211 101V100H210ZM243 101V100H242ZM252 101V100H251ZM255 101V100H254ZM51 102V101H50ZM67 102V101H66ZM75 102V101H74ZM106 102V101H105ZM136 102H138V101H136ZM141 102H143V101H141ZM140 102V103H141ZM150 102V101H149ZM184 102V101H183ZM189 102V101H188ZM195 102V101H194ZM202 102L203 101H201L200 102V105H198V106H196V108L195 109H197V110H199V111H202V110H204V108H205V106L202 104ZM204 102H206V101H204ZM227 102H229V100L227 101ZM58 103V102H57ZM61 103V102H60ZM72 103V102H71ZM107 103V104H108ZM113 103V102H112ZM115 103V102H114ZM118 103V102H117ZM129 103V102H128ZM127 103V104H128ZM175 103V102H174ZM185 103V102H184ZM190 103H192V102H190ZM196 103V102H195ZM207 103V102H206ZM254 103V102H253ZM252 103V104H253ZM256 103V102H255ZM17 104H18V106H17ZM20 104V105H19ZM48 104V105H47ZM63 104V103H62ZM83 104H84V102H83ZM98 104V103H97ZM97 104H95V105H97ZM101 104V103H100ZM105 104V103H104ZM104 104H103V107H104ZM119 104V103H118ZM126 104V103H125ZM130 104V103H129ZM128 104V105H129ZM132 104V103H131ZM131 104L129 105V107L131 106ZM189 104V103H188ZM198 104V103H197ZM213 104V103H212ZM215 104V103H214ZM230 104V103H229ZM53 105H54V102H53ZM58 105V104H57ZM64 105H69V103L68 104H65V100H64ZM78 105V104H77ZM99 105V104H98ZM97 105V106H98ZM112 105V104H111ZM116 106H117V104H115ZM134 105H136V104H134ZM196 105V104H195ZM194 105V106H195ZM208 105V104H207ZM217 105V104H216ZM54 106H56V105H54ZM87 106H89V105H87ZM90 106H91V104H90ZM170 106H173V105H170ZM219 106V105H218ZM45 107H47L46 108V110H45ZM49 107H52L51 105H49ZM60 107V106H59ZM58 107V108H59ZM68 107V106H67ZM92 107V106H91ZM108 107H111V106H108ZM112 107L114 108L115 106H113L112 105ZM161 107V106H160ZM167 107V106H166ZM166 107H164V110H165V108ZM175 107V106H174ZM179 107V106H178ZM177 107V108H178ZM212 107V106H211ZM215 107V106H214ZM66 108V107H65ZM64 108V109H65ZM94 108V107H93ZM96 108H98V107H96ZM100 108V107H99ZM116 108V107H115ZM114 108V109H115ZM118 108V107H117ZM132 108V107H131ZM176 108V109H177ZM187 108H188V106H187ZM192 108V107H191ZM210 108V107H209ZM208 108V109H209ZM216 108V107H215ZM262 108V107H261ZM51 110H53L52 108H50ZM49 109V110H50ZM55 109H56V107H55ZM54 109V110H55ZM63 109V108H62ZM69 109V108H68ZM122 109V108H121ZM135 109V108H134ZM162 109V108H161ZM167 109H169V108H167ZM171 109V108H170ZM207 109V110H208ZM223 109V108H222ZM263 109V108H262ZM22 110H24V112H25V114H26V116H27V118L28 119H26L25 117L23 118L22 117V115H21V111ZM67 110V109H66ZM94 112H96L97 111V109H96V111H95V109H92ZM101 109H99V111H100ZM112 110V109H111ZM119 110V109H118ZM164 110H163V112H164ZM172 110H173V108H172ZM197 110H195V112L197 111ZM252 110V109H251ZM259 110V109H258ZM46 111H47V113H46ZM109 111H110V109H109ZM114 111V110H113ZM120 112H122L121 110H119ZM136 110H132V112H135ZM174 111V110H173ZM178 111V110H177ZM177 111H176V113H177ZM180 111V110H179ZM198 111V112H199ZM217 111V110H216ZM220 112L221 111H223V110H219ZM231 111H229V113L231 112ZM101 112V111H100ZM99 112V113H100ZM103 112H105V111H103ZM130 112V113H129ZM128 112V114H131L132 112L131 111H129ZM162 112V113H163ZM175 112V111H174ZM188 112V111H187ZM192 112V111H191ZM195 112H193V113H195ZM204 112H205V110H204ZM213 112H214V110H213ZM253 112V111H252ZM55 113V112H54ZM54 113H52V111H51V113L50 114H54ZM61 113V112H60ZM98 113V112H97ZM99 113H98V115H99ZM106 113V112H105ZM116 113V112H115ZM159 113V112H158ZM168 114V111L166 112V110H165V114ZM192 113V114H193ZM200 113V112H199ZM217 113V112H216ZM215 112L213 113V114H216ZM228 113V112H227ZM257 113H259L258 111H257ZM63 114V113H62ZM65 114H66V112H65ZM101 114H103V113H101ZM100 114V115H101ZM123 114H124V112H123ZM127 114V113H126ZM133 114V113H132ZM136 114V113H135ZM164 114V113H163ZM164 114V115H165ZM172 114H173V112H172ZM186 114V113H185ZM207 114V113H206ZM206 114H205V117H206ZM209 114H211V112L209 113ZM220 114H222V113H220ZM251 114V113H250ZM254 114V113H253ZM256 114V113H255ZM97 115V114H96ZM99 115V116H100ZM107 115V119H110L109 117H108V114H106ZM111 115H115V114H112L111 113ZM169 115V114H168ZM196 115V114H195ZM195 115H193V116H195ZM200 115V114H199ZM227 115V114H226ZM230 115V114H229ZM237 115V114H236ZM259 115V114H258ZM72 116V115H71ZM113 116L111 117V118H113ZM116 116V115H115ZM134 116V115H133ZM149 116H151V115H149ZM158 117V114L157 115H155V117ZM159 116H160V114H159ZM180 116V115H179ZM189 116H192V115H189ZM208 116L209 115H207V118L206 119H208L207 120V123H206V126H207V128L208 129H212V130H210L211 132L214 130L215 131V128L217 129V128H219L220 126H221V124H222V121L220 120V119H217V118H219V116H217L216 118H215V116L213 117V116H211L210 115V117L208 118ZM231 116V115H230ZM238 116V115H237ZM254 116V119H252L251 121H254L255 120V116L256 115H253ZM103 117V116H102ZM106 117V116H105ZM134 117H136V116H134ZM141 117V116H140ZM156 117V118H157ZM173 117V116H172ZM185 117H186V115H185ZM227 117V116H226ZM248 117H250V116H248ZM42 119L41 121H39L41 124V126H38L37 125V122H38V119ZM95 118H97V116L95 117ZM100 118H101V116L98 118L99 120H100ZM116 118V117H115ZM155 118V119H156ZM159 118V117H158ZM165 118H166V116H165ZM164 118V119H165ZM179 118V117H178ZM187 118V117H186ZM196 118V117H195ZM195 118H194V120H195ZM238 118V117H237ZM246 118H247V116H246ZM245 118V119H246ZM259 118V117H258ZM93 119V118H92ZM102 120H103V118H101ZM120 119H122V118H120ZM132 119H133V117H132ZM135 119V118H134ZM137 119V118H136ZM163 119V120H164ZM167 119V118H166ZM198 119V118H197ZM205 119V118H204ZM203 119V120H204ZM226 119V118H225ZM224 119V120H225ZM236 119V118H235ZM242 119V118H241ZM244 119V118H243ZM244 119V120H245ZM263 119V118H262ZM261 119V120H262ZM96 120V119H95ZM102 120L100 121L101 123H103L102 122ZM112 120V119H111ZM159 120V122H158V124L160 125V122L162 121V119H158ZM161 120V121H160ZM172 120V119H171ZM181 120H183L182 118H181ZM185 120V119H184ZM184 120H183V122H184ZM191 120V119H190ZM189 120V121H190ZM221 122H220V121ZM228 120H230L229 119V116H228ZM249 120H250V118H249ZM256 120H258L257 118H256ZM64 121V120H63ZM104 121H105V119H104ZM118 121H120V120H118ZM132 121H134V120H132ZM152 121V120H151ZM154 121V120H153ZM152 121V122H153ZM179 121V120H178ZM236 121H237V119H236ZM242 121V120H241ZM55 122V121H54ZM97 122V121H96ZM96 122H93V123H96ZM106 122V121H105ZM113 122V121H112ZM165 122V121H164ZM230 122H231V120H230ZM238 122V121H237ZM249 122V121H248ZM59 123V122H58ZM89 123V122H88ZM91 123V122H90ZM90 123H89V125H90ZM93 123L91 124V125H93ZM99 123V122H98ZM154 123H155V121H154ZM167 123V122H166ZM171 123V122H170ZM173 123V122H172ZM187 123V122H186ZM203 123V122H202ZM201 123V124H202ZM236 122H234V124H235ZM256 123L258 124V121H256ZM256 123H254V124H256ZM97 124V123H96ZM157 124V125H158ZM164 124V123H163ZM180 124H181V122H180ZM189 124V123H188ZM187 124V125H188ZM190 124H191V122H190ZM192 124H193V122H192ZM191 124V125H192ZM195 124V123H194ZM193 124V125H194ZM197 124V123H196ZM224 124V123H223ZM230 124V123H229ZM228 124V125H229ZM241 124V123H240ZM239 124V125H240ZM256 124V125H257ZM88 125V124H87ZM88 125V126H89ZM89 126V128L90 127H92V126ZM108 125H109V123H108ZM114 125V124H113ZM126 125H127V123H126ZM125 125V126H126ZM153 125V124H152ZM156 124H154V126H155ZM156 125V126H157ZM165 125V124H164ZM164 125H162V126H164ZM185 125V124H184ZM183 125V126H184ZM198 125V124H197ZM203 125H205V122H204V124ZM227 125V126H228ZM246 125V124H245ZM245 125H243L244 127H245ZM112 126V125H111ZM127 126H129V125H127ZM150 126H151V124H150ZM149 126V127H150ZM156 126H155V128H156ZM167 125H165V127H166ZM170 126V125H169ZM174 126V125H173ZM178 126H179V124H178ZM196 126V125H195ZM223 126V125H222ZM226 126V125H225ZM40 127V128H39ZM99 127V126H98ZM106 127V126H105ZM131 127V126H130ZM140 127V126H139ZM142 127V126H141ZM151 127H153V126H151ZM161 127V126H160ZM159 127V128H160ZM165 127H164V129L163 128H161V129H163L164 130V132H166L165 130ZM181 127V126H180ZM187 127V126H186ZM186 127H185V129H186ZM189 127H191V126H189ZM224 127V126H223ZM255 127V126H254ZM56 128H57V126H56ZM65 128V127H64ZM96 128V130H99V129H97V127H95ZM111 128V127H110ZM112 128L114 129V127L112 126ZM111 128V129H112ZM132 128V127H131ZM167 128V127H166ZM174 128H175V126H174ZM177 128V127H176ZM194 128V127H193ZM193 128H191L190 130H192ZM229 128V127H228ZM54 129H55V127H54ZM94 129V128H93ZM104 129V128H103ZM106 129V128H105ZM108 129V128H107ZM143 129V128H142ZM142 129H140V130H142ZM147 129V128H146ZM160 129V130H161ZM168 129V128H167ZM181 129V128H180ZM183 129V128H182ZM197 129V128H196ZM222 129V128H221ZM225 130H226V127L224 128ZM258 129H260V131H263V133H264V124L263 123H261L260 122V124H259V126H258ZM257 129V130H258ZM52 130H53V132H52ZM160 130H159V132H160ZM171 130H173V129H171ZM199 130H200V132L202 131V133H203V130H201L200 128H199ZM205 130V129H204ZM224 130V131H225ZM230 130H231V128H230ZM59 131V132H58ZM74 131V130H73ZM77 131V130H76ZM103 131V130H102ZM109 131V130H108ZM121 131V130H120ZM151 131H152V129H151ZM158 131V130H157ZM175 131V130H174ZM180 131V130H179ZM184 131V130H183ZM189 131V130H188ZM187 131V132H188ZM193 131V130H192ZM207 132H210L209 130H206ZM219 131H220V129H219ZM219 131H217V133L219 132ZM228 131V130H227ZM45 132V133H44ZM105 132H106V130H105ZM104 132V133H105ZM126 132V131H125ZM154 132V131H153ZM162 132V131H161ZM163 132V133H164ZM176 132V131H175ZM181 132V131H180ZM195 132V131H194ZM255 132V131H254ZM49 133V132H48ZM71 133V132H70ZM75 133H77V132H75ZM91 133V132H90ZM103 133V134H104ZM109 133V132H108ZM120 133V132H119ZM148 133H150V132H148ZM193 133V132H192ZM222 133H223V131H222ZM64 134V133H63ZM89 134V133H88ZM102 134V133H101ZM112 134V133H111ZM153 134V133H152ZM156 134H158L157 132H156ZM165 134V133H164ZM164 134H162V135H164ZM166 134H167V132H166ZM174 134H176V135H180V134H178V133H174ZM182 134V133H181ZM199 134V133H198ZM208 134V133H207ZM210 134V133H209ZM219 134H221V132L219 133ZM262 134V133H261ZM66 135V134H65ZM72 135V134H71ZM87 135V134H86ZM91 135V134H90ZM99 135V134H98ZM105 135V134H104ZM104 135H102V136H104ZM118 135V134H117ZM143 135V132L141 133V136ZM154 135H155V133H154ZM153 135V136H154ZM162 135L161 136H159V135H157V136H159V137H162ZM169 135H170V133H169ZM175 135V136H176ZM183 135V134H182ZM186 135V134H185ZM194 135V134H193ZM201 135V134H200ZM203 135V134H202ZM215 135H216V133H215ZM253 135H254V137H255V134L253 133ZM263 135L264 134H262V136H260V138H262L263 137ZM85 136V135H84ZM101 136V137H102ZM115 136V135H114ZM119 136V135H118ZM149 136V135H148ZM171 136H174V135H171ZM181 136V135H180ZM180 136H178V137H180ZM191 136V135H190ZM220 136V135H219ZM229 136V135H228ZM250 136V135H249ZM61 137V141H63L64 139V135H63V138H62V135L60 136ZM83 137V136H82ZM85 137H87V136H85ZM88 137H90V136H88ZM100 137V138H101ZM125 137V136H124ZM139 137V136H138ZM150 137H152V136H150ZM150 137L148 138V139H150ZM184 137V136H183ZM192 137V136H191ZM195 137V136H194ZM248 137V136H247ZM252 137V136H251ZM77 138V137H76ZM81 138V137H80ZM80 138H79V140H80ZM91 138V137H90ZM96 139H97V137H95ZM104 138H105V136H104ZM107 138V137H106ZM120 138H121V136H120ZM123 138V137H122ZM142 138H144V136L142 137ZM157 138V137H156ZM176 138H177V136H176ZM185 138V137H184ZM189 138V137H188ZM198 138V137H197ZM204 138V137H203ZM203 138H201V140L203 139ZM57 139V140H56ZM67 139V138H66ZM83 139V138H82ZM110 139V138H109ZM124 139V138H123ZM123 139H122V141H123ZM128 138H126V140H127ZM145 139H147V137L145 138ZM144 139V140H145ZM147 139V140H148ZM166 139V138H165ZM168 139V138H167ZM199 139H200V137H199ZM213 139H215V138H213ZM228 138H226V140H227ZM230 139V138H229ZM228 139V140H229ZM252 139V138H251ZM56 140V142H54ZM59 140V141H58ZM67 140H69V139H67ZM72 140V139H71ZM75 140V139H74ZM98 140L99 139H97V141L95 142V144L97 145V143H98ZM125 140V139H124ZM125 140V141H126ZM151 140V139H150ZM149 140V141H150ZM153 140V139H152ZM161 140V139H160ZM160 140H157V141H160ZM162 140H164V138L162 139ZM174 140H176V139H174ZM204 140V139H203ZM211 140V139H210ZM219 140V139H218ZM65 141V140H64ZM63 141V142H64ZM85 141V140H84ZM113 141H114V139H113ZM116 141H117V139H116ZM121 141V140H120ZM148 141V142H149ZM153 141H155V140H153ZM178 141V140H177ZM208 141H209V139H208ZM207 141V142H208ZM216 141V140H215ZM88 142V141H87ZM92 141H90V143H91ZM93 142H94V140H93ZM108 142V141H107ZM106 142V143H107ZM109 142H110V140H109ZM128 142V141H127ZM129 142H130V139H129ZM128 142V143H129ZM143 142H146V140L145 141H143ZM173 142H175V141H173ZM182 142V141H181ZM189 142H191V141H189ZM195 142V141H194ZM203 141H201V143H202ZM207 142H205V143H207ZM216 142H218V141H216ZM219 142H221L220 140H219ZM65 143V142H64ZM123 143V142H122ZM128 143H125V144H127L128 145ZM158 143H161V142H158ZM166 143H168V142H166ZM171 143H172V141H171ZM186 143V141L184 140V146L186 145L185 144ZM192 143V142H191ZM190 143V144H191ZM210 143V142H209ZM225 143V142H224ZM223 143V147L224 146H226L227 144H224ZM230 143L232 144V142L230 141ZM230 143H228V144H230ZM261 143V142H260ZM55 144V145H56ZM84 144V143H83ZM94 144V145H95ZM109 144V143H108ZM124 144V145H125ZM135 144H137V145H135V148H136V146H137V148L139 149L140 148V150L142 149V145L141 146H139V144L138 143H136L135 142ZM148 144V143H147ZM178 144V143H177ZM176 144V145H177ZM189 144V143H188ZM208 144V143H207ZM212 144H214L213 143V141H212ZM60 145L61 144H59V147H60ZM62 145H63V143H62ZM98 145H100V144H98ZM127 145H125L126 146V149H127ZM145 145V144H144ZM161 145V144H160ZM216 146L217 145H219V143H217V144H215ZM58 146V145H57ZM64 146V145H63ZM88 146V145H87ZM92 146V145H91ZM91 146H88V147H91ZM104 146V145H103ZM129 146H130V143H129V145H128V148H129ZM146 146V145H145ZM155 146H156V144H155ZM155 146H153V148L155 147ZM166 146V145H165ZM169 146H172V145H168V147ZM174 147H175V145H173ZM193 146V145H192ZM191 146V147H192ZM207 146V145H206ZM213 146V145H212ZM231 147H232V145H230ZM230 146H228L229 148H230ZM257 146V145H256ZM70 147V146H69ZM72 147V146H71ZM70 147V148H71ZM79 147V146H78ZM95 147V146H94ZM97 147V146H96ZM134 147V146H133ZM159 147V146H158ZM161 147V146H160ZM167 147V146H166ZM215 147V146H214ZM223 147H222V149H223ZM227 147V149H228V152H230V150H229V148ZM54 148V149H53ZM61 148L63 149V150H67V148L66 149H64L63 147H60V150L59 151H61ZM107 148V147H106ZM118 148V147H117ZM121 148H122V146H121ZM134 148V150H136ZM151 147L149 146L148 147V149L149 150H152V149H150ZM156 148H157V146H156ZM154 148V151L156 152V151H159V148ZM165 148V147H164ZM172 148V147H171ZM176 148H178V147H176ZM180 146H179V148H178V151L180 150ZM182 148H183V146H182ZM181 148V149H182ZM189 148H190V146H189ZM208 148V147H207ZM212 148V147H211ZM218 148H221L220 146H218ZM233 149H235V146L233 145V147H232ZM232 148H231V155H232ZM237 148V147H236ZM57 150V152H55L54 150ZM59 149V148H58ZM99 149V148H98ZM108 149V148H107ZM123 149V148H122ZM226 149V150H227ZM240 149L241 148H239L238 150H239V152H238V154L240 153ZM73 150V149H72ZM75 150V149H74ZM73 150V151H74ZM145 150H146V148H145ZM165 150V149H164ZM168 150V149H167ZM170 150L171 149H169V152H170ZM173 150V149H172ZM176 150V149H175ZM184 150V149H183ZM193 150H195L196 151V149H194L193 148ZM218 150H220V149H218ZM225 150V149H224ZM67 151H69V150H67ZM77 151V150H76ZM98 151V150H97ZM124 151V150H123ZM138 153H139V151L138 150H136ZM136 151H134V152H136ZM143 151H144V149H143ZM142 151V153H144ZM148 151V150H147ZM181 151V150H180ZM179 151V152H180ZM185 152H186V150H184ZM208 151V150H207ZM214 151V153H216V151L215 150H213ZM75 152V151H74ZM90 152V151H89ZM111 152V151H110ZM122 152V151H121ZM126 152V151H125ZM124 152V153H125ZM127 152H128V150H127ZM172 152V151H171ZM178 152V153H179ZM193 152V151H192ZM200 152V151H199ZM218 152V151H217ZM224 152V151H223ZM227 152V151H226ZM242 152V151H241ZM58 153V154H57ZM65 153V154H64ZM79 153V152H78ZM85 153H86V150H85ZM84 153V157H85V155L87 154H85ZM105 153V152H104ZM150 153H152V152H150ZM157 153V152H156ZM165 153V152H164ZM167 153V152H166ZM165 153V154H166ZM176 154L175 155H177L178 156V154H177V152H175ZM184 153V152H183ZM183 153H181V154H183ZM187 153V156H188V152H186ZM203 153V152H202ZM237 153V152H236ZM235 152H233V154H236ZM63 154L64 155H66V152H64L63 151ZM130 154V153H129ZM140 154H141V152H140ZM168 154V153H167ZM180 154V153H179ZM180 154V155H181ZM185 154V153H184ZM183 154V155H184ZM197 154V153H196ZM204 154V153H203ZM206 154H207V152H206ZM209 154V153H208ZM219 154H221L220 152H218V155ZM228 154V153H227ZM226 154V155H227ZM237 154V155H238ZM241 154V153H240ZM89 154H87L86 156H88ZM93 155V154H92ZM107 155V154H106ZM112 155H113V153H112ZM137 155V153L135 154V157H137L136 156ZM146 157H147V155H146V152H145V154H144ZM143 154H142V157L144 158L145 156H144ZM152 154H150L149 156H151ZM193 155V154H192ZM205 155V154H204ZM203 155V156H204ZM212 155H214L213 154V152H212ZM225 155V154H224ZM225 155V156H226ZM90 156V155H89ZM118 156V155H117ZM120 156V155H119ZM122 156V155H121ZM126 156V155H125ZM131 156V155H130ZM129 156V159L131 158ZM160 156V155H159ZM168 156V155H167ZM170 156H171V154H170ZM176 156V157H177ZM182 156V155H181ZM190 156V155H189ZM189 156L187 157L189 160H191L190 158H189ZM208 156V155H207ZM216 157H217V153H216V155H215ZM225 156L223 157V156H221L222 158H225ZM234 156H236V155H234ZM75 157H77L78 159H79V161L80 160H82L83 159V156H81V154L79 155V154H77V156H76V154H75ZM75 157H73L74 158V160H75ZM108 157V156H107ZM142 157H141V159H142ZM145 157V158H146ZM152 157H154V156H152ZM162 157V156H161ZM184 157V156H183ZM186 157V156H185ZM199 157V156H198ZM212 157V156H211ZM210 157V158H211ZM220 156H218V158H219V160H220V158H221ZM232 157V156H231ZM77 158H76V160H77ZM94 158V157H93ZM109 158V157H108ZM111 158V157H110ZM155 158V157H154ZM157 158V157H156ZM167 158V157H166ZM197 158V157H196ZM227 158H230V153H229V155H228V157ZM227 158H225V162L227 161L226 159ZM242 157H240V158H238V159H241ZM86 159H88V158H86ZM85 159V160H86ZM125 159V158H124ZM129 159L127 160V161H129ZM133 159H136V158H133ZM150 159V157L149 158H147L146 160H149ZM151 159H153V158H151ZM174 159V158H173ZM178 159V158H177ZM175 160V161H177L178 162V160ZM182 159H184V158H182ZM186 159V158H185ZM184 159V160H185ZM187 159V160H188ZM199 159H200V157H199ZM203 159V158H202ZM205 159H206V156H205ZM232 159H234L233 157H232ZM236 159V158H235ZM234 159V160H235ZM72 160V159H71ZM84 160V161H85ZM90 160V159H89ZM112 160H114V159H112ZM131 160V159H130ZM156 160V159H155ZM160 160V159H159ZM165 160V159H164ZM180 160V159H179ZM201 160V159H200ZM208 160V159H207ZM213 160V159H212ZM215 160V159H214ZM218 160V161H219ZM223 160V159H222ZM233 160V161H234ZM65 161H66V163H65ZM91 161V160H90ZM110 161V160H109ZM118 161V160H117ZM142 161H144L145 162V159L144 160H142ZM154 161V160H153ZM152 161V162H153ZM174 161V163L176 164L177 162H175ZM181 161V160H180ZM179 161V163H181ZM199 161V160H198ZM231 161V160H230ZM232 161V162H233ZM242 161H243V159H242ZM259 161H262V160H259ZM259 161L257 162V165L258 164H261V163H259ZM76 162V161H75ZM78 162V161H77ZM76 162V163H77ZM88 162V161H87ZM86 162V164H88ZM92 162V161H91ZM133 162H134V160H133ZM135 162H137V161H135ZM135 162H134V164H135ZM158 162V161H157ZM161 163H162V161H160ZM159 162V164H161ZM203 160H202V162H198L199 164V167H201L202 166V164H203ZM223 164H224V162L223 161H221ZM235 162H238V161H235ZM240 163H242L241 162V160L239 161ZM131 163H132V161H131ZM141 163V160H139V162L137 163L138 165H140V166H142V167H144L145 165H144V163H143V165H141L140 164ZM149 164V166H150V162H146L145 164ZM155 163V162H154ZM154 163H152L153 165H154ZM174 163L172 162V164H171V161H170V164H171V166L172 165H174ZM185 163H188V162H185ZM191 163L192 164H194L195 165V163H193V162H190V168H194L195 169V167H194V165H191ZM202 163V164H201ZM204 163H206V161L204 162ZM84 164H85V162H84ZM102 164H103V162H102ZM111 164H115V163H111ZM117 164V163H116ZM130 164V163H129ZM147 164V165H148ZM178 164V163H177ZM176 164V165H177ZM183 163H181L180 164V166H179V168L180 167H182L181 165H182ZM201 164V165H200ZM212 164H214V163H212ZM239 164V163H238ZM243 164V163H242ZM256 164V163H255ZM78 165V164H77ZM104 165V164H103ZM122 165V164H121ZM128 165V164H127ZM176 165H174V166H176ZM188 165H189V163H188ZM204 165H206V164H204ZM210 165V164H209ZM227 165V164H226ZM229 165V164H228ZM235 165V164H234ZM87 166V165H86ZM107 166V165H106ZM117 166V165H116ZM130 166V165H129ZM155 166V165H154ZM163 166H164V164H163ZM178 166V165H177ZM193 166V167H192ZM196 166V165H195ZM239 166V165H238ZM244 166H246V165H244ZM83 167H84V170L83 171H87L88 169H85V168H87V167H85L84 165H83ZM111 167V166H110ZM114 167V166H113ZM124 167V166H123ZM155 167H158V166H155ZM161 167V166H160ZM170 166H168V168H169ZM173 167V166H172ZM184 167H185V164H184ZM199 167L197 166V168H196V171H197V169H199ZM206 167H207V165H206ZM229 167V166H228ZM236 167V166H235ZM240 167H242L241 165H240ZM72 168V169H71ZM82 168V167H81ZM91 168H92V166H91ZM101 168H102V166H101ZM146 168V167H145ZM147 168H148V166H147ZM146 168V169H147ZM163 168V167H162ZM168 168H165V170L166 169H168ZM175 168V167H174ZM203 169H205L204 167H202ZM201 168V169H202ZM230 168V167H229ZM234 168V167H233ZM243 169H245V167H242ZM90 169V168H89ZM97 169H98V166H97ZM96 169V170H97ZM122 169V168H121ZM129 169V168H128ZM132 169L133 168H131V171H132ZM149 169H152L151 167L149 168ZM156 169V168H155ZM155 169H154V171H155ZM170 169V168H169ZM168 169V170H169ZM178 169V168H177ZM186 169V168H185ZM201 169H199V172H200V170ZM209 169V168H208ZM237 169V168H236ZM241 168H239V170H240ZM92 171H93V168L91 169ZM136 170V169H135ZM137 170L139 171V169L137 168ZM141 170V169H140ZM143 170H144V168H143ZM163 170V169H162ZM180 170H182L181 168H180ZM227 170V169H226ZM238 170V171H239ZM248 170V169H247ZM246 170V171H247ZM250 170V169H249ZM247 171V172H249L248 174H250L251 172H252V170H250V171ZM79 171V170H78ZM98 171V170H97ZM100 171V170H99ZM103 171V170H102ZM120 171V170H119ZM123 171V170H122ZM130 171V170H129ZM130 171V172H131ZM147 171V170H146ZM153 171V172H154ZM169 171H171L172 172V170H169ZM178 171V170H177ZM186 171V170H185ZM195 171V170H194ZM193 171V172H194ZM206 171H207V169H206ZM222 171V170H221ZM224 171V170H223ZM235 171V170H234ZM237 171V172H238ZM80 172H81V170H80ZM88 172H91L90 170L88 171ZM87 172V173H88ZM109 172V171H108ZM128 172V171H127ZM130 172H128V174L130 173ZM158 172V171H157ZM183 171H181V172H179L178 173V175L180 174V173H182ZM190 172V171H189ZM188 172V173H189ZM198 172V171H197ZM203 172V171H202ZM237 172L235 171L234 173L235 174H237ZM240 172H242V170H240L239 172H238V174L240 173ZM247 172L245 173V174H247ZM96 173V172H95ZM94 173V171H93V174H95ZM124 173V172H123ZM140 173V172H139ZM150 173H152V172H150ZM154 173H156V171L154 172ZM154 173H152V177L154 176L153 174ZM167 173V172H166ZM169 173V172H168ZM188 173H186L187 174V176H188ZM204 173V172H203ZM210 173V172H209ZM222 173V172H221ZM234 173H233V176H232V174H230L233 178L236 176V175H234ZM243 173V172H242ZM242 173H240V174H242ZM78 174V173H77ZM145 174V173H144ZM143 174V175H144ZM157 174V173H156ZM161 174V173H160ZM174 174V173H173ZM191 174V173H190ZM202 174V173H201ZM245 174H244V176H245ZM79 175H81V176H79ZM82 175H84V177H85V173L84 174H81V173H79L78 174V176L79 177H83ZM89 175V174H88ZM102 175V174H101ZM136 175H138V173L136 174ZM143 175H141V177L143 176ZM161 175H163V174H161ZM168 175V174H167ZM177 175V176H178ZM183 175H184V173H183ZM195 175V174H194ZM214 175V174H213ZM212 175V176H213ZM224 175V174H223ZM228 175H229V173H228ZM229 175V176H230ZM251 175L253 176V173H251ZM90 176V175H89ZM88 176V177H89ZM98 176V175H97ZM96 176V177H97ZM135 176V175H134ZM146 176L147 177H151V175L149 176L148 175V173L146 174ZM164 177H165V175H163ZM176 176V175H175ZM180 176L182 177V175L180 174ZM180 176H178L179 178H180ZM226 176H227V173H226ZM229 176H227V177H229ZM239 176V175H238ZM237 176V177H238ZM240 176H242V175H240ZM239 176V177H240ZM247 176V175H246ZM252 176H251V180H250V175L249 176H247V178H249V180L251 181H249V182H247V184L248 183H250L249 185H251L253 182H252V180L254 181V179L256 178V177H254V179H252ZM87 177V176H86ZM140 176H138L137 178H139ZM157 178H159V181L160 180H165V178H163V179H160V176L158 177V176H156ZM155 177V180H157V178ZM166 177H168V176H166ZM191 177V176H190ZM207 177V176H206ZM205 177V178H206ZM209 177V176H208ZM220 177V176H219ZM226 177V178H227ZM95 178V177H94ZM93 178V179H94ZM100 177H98V178H96V180L97 179H99ZM108 178V177H107ZM135 179H137L136 177H134ZM144 178V180H148L147 178L145 179V177H143ZM142 178V179H143ZM154 178V177H153ZM153 178H152V180H153ZM162 178V177H161ZM173 178V177H172ZM184 179H185V177H183ZM182 178V179H183ZM194 178H196V177H194ZM213 178V177H212ZM224 178H225V176H224ZM224 178H222L223 180H224ZM246 177H244V179H242V181L244 180V182L243 183H246V179H245ZM81 181H80V180ZM89 179V178H88ZM168 179H170V178H168ZM184 179H183V181H184ZM192 179V178H191ZM200 179V178H199ZM219 179V178H218ZM221 179V178H220ZM234 179H236V177L234 178ZM238 180H239V178H237ZM236 179V180H237ZM101 180V179H100ZM140 181H141V179H139ZM151 179H149L148 180V182L150 181ZM151 180V181H152ZM155 180H153L154 181V183H155ZM178 180V179H177ZM176 180V181H177ZM230 180H232V179H230ZM256 180V179H255ZM98 181V180H97ZM96 181V182H97ZM131 181V180H130ZM138 181V180H137ZM137 181H133L134 182V184H137L136 182ZM158 181V180H157ZM163 181L161 182V183H163ZM170 181V180H169ZM179 181H180V179H179ZM183 181H180V183H182ZM185 181H186V179H185ZM185 181H184V184L186 185V183H187V181H186V183H185ZM189 181H190V179H189ZM194 181V180H193ZM204 181V180H203ZM214 181V180H213ZM212 181V182H213ZM216 181V180H215ZM221 181V180H220ZM225 181H227V180H225ZM235 181V180H234ZM233 181V182H234ZM86 182H87V180H86ZM98 182H100V181H98ZM97 182V183H98ZM139 182V181H138ZM165 182H167V180L165 181ZM163 183L164 185H166V183ZM171 183H172V181H170ZM173 182H174V180H173ZM192 182V181H191ZM195 182V181H194ZM198 182V181H197ZM217 182V181H216ZM222 182V181H221ZM228 182V181H227ZM227 182L225 183V184H227ZM230 182V181H229ZM239 182V181H238ZM88 183V182H87ZM86 183V184H87ZM94 183H95V180H94ZM104 180H103V185H104ZM110 183V182H109ZM143 183V181L140 183L139 182V184L138 185H140L141 186V184ZM153 183V182H152ZM152 183L151 184H149V183H144V184H148V187H149V189H151V188H153V187H151V186H153V185H155L154 183H153V185H152ZM161 183H159L158 184V182H157V184L158 185H160ZM168 183L169 182H167V185H168ZM177 183H179V182H177ZM223 183V182H222ZM237 183V182H236ZM236 183L234 184V185H236ZM257 183V184H256ZM262 182H261V180L260 179H257V181H255V185H258V189H260V190H262L261 189V186H260V184H261ZM89 184H90V181H89ZM88 184V185H89ZM96 184V183H95ZM94 184V185H95ZM99 184V183H98ZM98 184L96 185V187L98 186ZM106 184V183H105ZM124 184V183H123ZM126 184V183H125ZM170 184V183H169ZM175 184L176 183H174V185L172 184V187H170V185L169 186H165L162 190H161V188L160 187H162L163 185H161L160 187H158V185L157 186H155V187H158L159 188V190H161V191H159V194H158V191H156L157 189L156 188H154L155 189V194L157 193L158 195H156L157 197H159V198H161V197H163V199L164 200H162V201H160V203H159V200H158V203H154V199H153V196H154V194H153V191H149V192H151L150 194L152 195V199L154 200V201H152V200H150V201H152L153 203V207L154 206H156L155 204H157L158 206V208H159V211H157V212H159L157 215H159L160 214V210H166V209H168V206L170 205L167 201L168 200H166V199H168V198H171L173 195V193H174V191L175 190H173V186H175ZM183 184V183H182ZM184 184L183 185H181V186H184ZM216 183H214V185H215ZM218 184V183H217ZM229 185H231L232 183L230 182V183H228ZM232 184V185H233ZM247 184H243L244 186H246V187H244V188H246L247 190H248V186H247ZM88 185H86L87 187H88ZM93 185V184H92ZM91 185V186H92ZM107 185V184H106ZM109 185V184H108ZM119 185V184H118ZM198 185V184H197ZM196 185V186H197ZM220 185V184H219ZM219 185H217V186H219ZM237 185H238V183H237ZM240 185H241V188L243 187L242 186V182L240 183ZM255 185H253L252 184V186H255ZM91 186H89V190L91 189H93V188H90ZM101 186V185H100ZM137 186V185H136ZM145 186V185H144ZM181 186H180V188H181ZM186 186H188V185H186ZM222 186H224V184H222ZM225 186H227V188H228V185H225ZM264 186V185H263ZM94 187V186H93ZM95 187V189H97ZM120 187H123V186H120ZM125 187H127V184H126V186ZM132 187V186H131ZM134 187V190L136 189L135 188V186H133ZM151 187V188H150ZM176 187V186H175ZM190 187H191V189L193 188L191 185H190ZM189 187V188H190ZM215 187V186H214ZM238 187H239V185H238ZM250 187V186H249ZM106 188V187H105ZM104 187L103 188H101L100 187V189H105ZM124 188V187H123ZM129 188V187H128ZM144 188V187H143ZM188 188V187H187ZM201 188V187H200ZM199 188V189H200ZM218 188H220L221 189V185L218 187ZM226 188V187H225ZM224 188V189H225ZM231 188V187H230ZM234 188H235V186H234ZM252 188V187H251ZM250 188V189H251ZM100 189H99V191L97 192L98 194H99V192H101L100 191ZM107 189V188H106ZM110 189V188H109ZM141 189H142V187H141ZM140 189V190H141ZM146 189V188H145ZM174 189H176V188H174ZM181 189H184V190H186V188H184V187H182ZM180 189V190H181ZM193 189H195V188H193ZM198 188H196L195 190H197ZM209 189V188H208ZM216 189H217V187H216ZM223 189V190H224ZM257 189V188H256ZM255 189V190H256ZM117 190H119V189H117ZM126 190H128L127 188L125 189V191ZM130 190V189H129ZM138 190H139V188H138ZM201 190V189H200ZM228 190H230L229 188H228ZM232 190V189H231ZM230 190V191H231ZM235 190V192H236V189H234ZM233 190V191H234ZM238 190V189H237ZM239 190H240V188H239ZM243 191L245 190V189H242ZM242 190H240V191H242ZM247 190L245 191V194H247L246 192H247ZM254 191V189H251V191ZM260 190H259V192H260ZM93 191V190H92ZM96 191V190H95ZM116 190H114V192H115ZM125 191H124V193H121L122 195L124 194L125 195ZM144 192H145V190H143ZM143 191H141V193H143ZM146 191L147 192H145L146 193V195H147V193H148V188L146 189ZM177 192H179L178 190H176ZM181 191H183V190H181ZM187 191V190H186ZM191 191V190H190ZM193 191V190H192ZM206 191H208L207 189H206ZM210 191V190H209ZM212 191V190H211ZM232 191V192H233ZM239 191V197H240V192ZM250 190H248V192H249ZM251 191L247 194V195H249L250 193H251ZM252 191V192H253ZM94 192V191H93ZM110 192V191H109ZM114 192H112L113 194H114ZM120 192H121V190H120ZM119 192V193H120ZM122 192H123V190H122ZM127 192H129V191H127ZM131 192V191H130ZM183 192H185V191H183ZM198 192H200V191H198ZM217 192V191H216ZM215 192V193H216ZM226 192V191H225ZM97 193H94V194H97ZM104 193V192H103ZM106 193V192H105ZM132 193H134V191L132 192ZM138 191H137V193L136 194H134L135 195V197H134V199H136L137 197H139V198H141L142 196V194H140V196H136V195H138ZM189 193V192H188ZM193 193H194V195H197V194H195V192L193 191ZM193 193H192V195H190V193H189V196H188V194H186V192L185 193H181L180 195H187L189 198L191 197V196H194L193 195ZM222 193H224V192H222ZM221 193V194H222ZM234 193V192H233ZM243 193V192H242ZM256 193H257V191H256ZM263 193V192H262ZM101 194L102 193H100V195L99 196H101ZM112 194V195H113ZM117 194V193H116ZM149 194V195H150ZM176 194V193H175ZM174 194V195H175ZM207 194V193H206ZM227 194V193H226ZM230 194H232V193H230ZM258 194V193H257ZM104 195V194H103ZM102 195V196H103ZM107 195V194H106ZM106 195H104V196H106ZM118 195V194H117ZM127 195V194H126ZM171 195V196H170ZM177 195H179V194H177ZM179 195V197H177L178 199L181 197L182 198V196H180ZM185 195V196H186ZM209 196H210V194H208ZM217 195H218V193H217ZM224 195V194H223ZM237 195H238V193H237ZM244 194H242L241 196H243ZM247 195L245 196L246 197V199H245V197H244V199L247 201V198H249L250 197V195H249V197H247ZM253 195H255V193H253ZM110 196V195H109ZM128 196H129V194H128ZM148 196V195H147ZM198 196V195H197ZM196 196V197H197ZM211 196H212V194H211ZM225 196V195H224ZM261 196V195H260ZM113 197H116V196H113ZM119 198L117 199L118 201L117 202H119V200L121 199V197L120 196H118ZM131 198H128V201H127V199H125V202H124V200H123V202L124 203H126V204H128L127 206H128V209H129V211H128V209L126 210V208H127V206H126V208H124V204L122 205V207L125 209V211H126V213H125V211L123 210V212L125 213L124 214V216H125V219H126V217L129 215V216H135L136 215V219L138 218V223H140L141 221H143V223L145 222L146 224H147V221H149V218H148V220H147V217H144V209H145V207H144V205L141 207L142 209H143V211L139 208V210H135L136 208H138L137 207V205L135 206L136 208L135 209H133L132 208V205H134V204H131V208L129 207V200L131 199V201H132V203H134L135 201H134V199L132 200V197H133V194H132V196H130ZM143 197H144V194H143ZM155 197V196H154ZM157 197H155V199L157 198ZM165 197V198H164ZM176 197V196H175ZM174 196H173V198H175ZM195 197V196H194ZM196 197L195 198H193V197H191L192 198V204H194L193 206H195V204L196 203H194V200L193 199H195L196 200ZM226 197V196H225ZM228 197H229V195H228ZM233 197H235L233 194H232V198ZM257 197H258V195H257ZM96 199V201L95 200H93V199ZM124 198H127V196H125ZM149 198H150V196H149ZM159 198H157V199H159ZM184 198V197H183ZM183 198H182V201H183ZM188 198V199H189ZM201 198V197H200ZM211 198V197H210ZM223 198V197H222ZM227 198V197H226ZM241 199H242V197H240ZM240 198H239V200H240ZM252 198H254V197H252ZM264 198V197H263ZM102 199H103V197H102ZM107 199V198H106ZM110 199H112V203H115L114 201L116 200V198H111L110 197ZM115 199V200H114ZM122 199H123V197H122ZM122 199H121V201H122ZM141 199H143V198H141ZM147 199H148V197H147ZM176 199V198H175ZM174 199V200H175ZM202 199V198H201ZM203 199H205V198H203ZM202 199V201L201 202H203L204 200ZM218 199V198H217ZM235 199H236V197H235ZM238 199V198H237ZM77 200H79V201H81V200H83L82 201V206L81 205H79L77 202H79V201H77ZM146 200V199H145ZM170 200V199H169ZM171 200H173V199H171ZM206 200H208V199H206ZM227 200V199H226ZM249 201H250V198L248 199ZM103 201V200H102ZM110 201V200H109ZM121 201L119 202V203H121ZM131 201H130V203H131ZM134 201V202H133ZM141 201H143V200H141ZM137 202L139 205H142L143 203L142 202ZM147 201V200H146ZM178 201H180L181 203H182V201L181 200H178ZM177 201V202H178ZM184 201H185V198H184ZM200 200L198 199V201H197V204L198 203H201V202H199ZM233 201H234V199H233ZM253 201H255L256 202V199H254ZM101 202V201H100ZM108 201H106V203H107ZM145 202V201H144ZM149 202V201H148ZM170 202V201H169ZM175 203H177L176 202V200L174 201ZM173 202V203H174ZM179 202V203H180ZM186 202V201H185ZM184 202V203H185ZM190 202H191V200H190ZM221 202H222V200H221ZM227 202V201H226ZM228 202H229V199H228ZM248 202V201H247ZM247 202H245V204L247 203ZM255 202H254V204H255ZM260 202V201H259ZM142 203V204H141ZM146 203V202H145ZM178 203V204H179ZM187 203V202H186ZM185 203V204H186ZM207 203V202H206ZM212 203H215V202H213L212 201ZM217 203V202H216ZM225 203V202H224ZM250 203H253V202H251L250 201ZM258 203V202H257ZM136 204V203H135ZM147 204V203H146ZM151 203H150V206L152 205ZM169 204V205H168ZM183 204V203H182ZM187 204H189V203H187ZM186 204V205H187ZM196 204V205H197ZM207 204H209V206H210V203H209V201H208V203ZM219 204V203H218ZM221 204V203H220ZM247 204H249V203H247ZM246 204V206H248ZM254 204H252V208H253V210H254ZM77 205H79V206H81L80 208H79V206L77 207ZM115 205H117V204H115ZM120 205V204H119ZM174 205V206H173ZM172 205V201H171V206L175 209V205L176 204H173ZM185 205V206H186ZM199 205H204L203 203H201V204H198L197 206H199ZM215 205H217V204H215ZM231 205H234V204H232L231 203ZM259 204H257L256 206H258ZM25 206H26V208H25ZM99 206V205H98ZM147 207H146V210L148 209V205H146ZM184 206V205H183ZM188 206V205H187ZM186 206V207H187ZM189 206H191V204H189ZM206 206V205H205ZM228 206V205H227ZM226 206V207H227ZM230 206V205H229ZM242 206V205H241ZM103 208H105L104 207V205L102 206ZM121 207V206H120ZM121 207V208H122ZM152 207V206H151ZM157 207H156V209H157ZM170 207V206H169ZM172 207H170L169 209H172ZM180 207H181V205H180ZM192 207V206H191ZM201 206H199L198 208H200ZM212 207V206H211ZM217 207V206H216ZM215 207V208H216ZM221 207H222V205H221ZM226 207H224V205H223V208L224 209H226ZM235 207V206H234ZM233 207V208H234ZM243 207H244V205H243ZM250 207V206H249ZM248 207V208H249ZM99 208H100V206H99ZM118 208H119V206H118ZM120 208V209H121ZM162 208V209H161ZM176 208H178V210H179V207H176ZM188 208H190V207H188ZM203 208V207H202ZM206 208H209V207H206ZM213 208V207H212ZM211 208V209H212ZM246 208V209H245ZM244 209L245 210H247V207H245ZM256 208V207H255ZM101 209V208H100ZM107 209H108V207H107ZM106 208H105V210H107ZM115 209H117V208H114V211H115ZM149 209H151V208H149ZM173 209V210H174ZM188 212H190L187 208H185ZM191 209V208H190ZM222 209V208H221ZM229 209V208H228ZM231 209V208H230ZM229 209V210H230ZM249 209H251V207L249 208ZM102 210V209H101ZM109 210V209H108ZM119 210V209H118ZM145 210V212H147ZM152 210H154V212H156V210L155 209H153L152 208ZM176 210V209H175ZM185 210V212H187ZM195 211V209H194V207H193V209H191V211L192 212H194ZM196 210H197V208H196ZM201 211V208L200 209H198V212H199V214L201 213H204L203 211ZM209 210H210V208H209ZM216 210V209H215ZM256 210H257V208H256ZM121 211V210H120ZM149 212H147V213H151L152 211H150V210H148ZM172 211V210H171ZM177 211V210H176ZM180 211V210H179ZM204 211H207L206 209H204ZM210 211H212V210H210ZM210 211H208V212H210ZM217 211V210H216ZM236 211V210H235ZM247 211H249V210H247ZM257 211H259V210H257ZM103 212V211H102ZM109 212V211H108ZM117 212H119V211H117ZM166 212V211H165ZM168 212V211H167ZM170 212V211H169ZM175 212V211H174ZM178 212V211H177ZM191 212V213H192ZM196 212V211H195ZM222 212H223V210H222ZM233 212V211H232ZM245 212V211H244ZM243 212V213H244ZM116 213V212H115ZM114 213V214H115ZM162 214H163V212H161ZM171 213H173V212H171ZM171 213H169V214H171ZM190 213V214H191ZM231 213V212H230ZM229 213V214H230ZM234 213V212H233ZM241 213V212H240ZM242 213V214H243ZM247 213V212H246ZM258 214H259V212H257ZM100 214V213H99ZM102 214V213H101ZM106 214V213H105ZM110 214V213H109ZM117 215H118V213H116ZM116 214H115V216H116ZM123 214V213H122ZM153 214V213H152ZM152 214H150L151 216H152ZM155 213L153 214L154 216H157ZM167 214V213H166ZM165 214V215H166ZM175 214V213H174ZM179 214V213H178ZM193 214V213H192ZM195 214H197V213H195ZM206 214H207V212H206ZM206 214H204V215H206ZM209 214H211V213H209ZM232 214V213H231ZM245 214V213H244ZM95 215H96V213H95ZM98 215V214H97ZM107 215V214H106ZM111 215H113V212H111ZM110 215V216H111ZM120 215V214H119ZM118 215V216H119ZM177 215V214H176ZM194 215V214H193ZM227 215V214H226ZM251 215V214H250ZM250 215H248V216H250ZM109 216V215H108ZM107 216V219L108 220H110L109 219V217ZM114 215H113V219H112V221H110V223H112L113 222V220H118V219H114V218H116ZM128 216V217H129ZM147 216V215H146ZM151 216H149V217H151ZM154 216L152 217V218H154ZM160 216V215H159ZM173 216V215H172ZM191 216V215H190ZM189 216V217H190ZM196 216V215H195ZM202 216V215H201ZM213 216H214V214H213ZM212 216V217H213ZM220 216V215H219ZM247 216V217H248ZM103 217H104V214H103ZM106 217V216H105ZM120 217V216H119ZM118 217V218H119ZM162 217H164L163 215H162ZM162 217H161V219H162ZM178 217V216H177ZM186 217V216H185ZM197 217H198V214H197ZM205 217H210L211 218V216H205ZM225 217V216H224ZM244 218L246 217V215L245 216H243ZM246 217V218H247ZM130 218V217H129ZM134 218V217H133ZM146 220H145V219ZM157 218V219H156ZM159 218L160 217H155V219H156V223H159V221H161V220H159ZM182 218V217H181ZM191 218H192V216H191ZM190 218V219H191ZM202 218H203V216H202ZM239 219H242V218H240V217H238ZM244 218H243V222H245L244 221ZM245 218V219H246ZM251 218V217H250ZM97 219H100V217L99 218H97ZM102 219V218H101ZM104 219V218H103ZM102 219V220H103ZM136 219H134V220H136ZM171 219H172V217H171ZM173 219H174V217H173ZM187 219H188V217H187ZM192 219H194V217L192 218ZM191 219V220H192ZM196 219V218H195ZM199 219H200V215H199ZM205 219V218H204ZM221 219V218H220ZM233 219V218H232ZM239 219H237V221L239 220ZM254 219V218H253ZM257 219H258V217H257ZM95 221H96V218L94 219ZM154 219H152V222H154L153 221ZM157 220H159V221H157ZM164 220H166L165 218H164ZM164 220H163V222H160V223H163V224H165V222H164ZM182 220V219H181ZM189 220V219H188ZM196 220H198V219H196ZM209 220H212V219H209ZM223 220V219H222ZM221 220V221H222ZM224 220H226V219H224ZM234 220H236V218L234 219ZM248 220H250V219H248ZM99 222L101 221V220H98ZM97 221V222H98ZM119 221H123V218H122V220L120 219ZM167 221H169V220H167ZM173 221V220H172ZM193 221V220H192ZM206 221H208V220H206ZM213 221V220H212ZM230 221H231V219H230ZM236 221V224L237 223H241V221L239 220V222H237ZM262 221V220H261ZM98 222V223H99ZM105 222L107 223V221L105 220ZM115 223H112V226L110 225L109 226V229H108V231H109V234L111 233V232H116V237L117 238H113V237H111V236H109V237H111V243L109 244V242H108V244H109V246H110V249L109 250H106V249H103V248H101V246H99L98 248H100V249H103V251L104 252H106V251H108V252H106V253H104V254H106L107 255V253H110L109 254V256H111V253L113 254V253H115V252H111V250L112 251H114L113 249H116L115 251H116V255L117 256H115L114 257V259L116 258V259H118V258H120L121 259V257H118V255H121V253H122V255H125V256H127V258L125 257V256H123L124 257V259L126 258V260H128L129 261V263L130 264H132V263H134V264H138L139 263V260H138V256H137V258H133V259H131V258H128V256L130 255V254H132V252H133V250H135V249H139V243H138V239H135V237L133 236V240H131V239H129L130 237H132L131 235L129 236H127V233L129 232H132L131 230H130V228L128 227V225H124V223H126L127 222V220H126V222H124L123 221V225L124 226H119L120 227V229H118L117 228V226H116V228L119 230V231H117V230H115L113 227H115V226H113V224H117L116 223V221H114ZM133 222V221H132ZM183 222V221H182ZM194 222V221H193ZM196 222V221H195ZM209 222V221H208ZM219 222H220V220H219ZM223 222V221H222ZM227 222H229L228 220H227ZM234 222V221H233ZM251 222V221H250ZM263 222H264V220H263ZM101 223V222H100ZM99 223V224H100ZM104 223V222H103ZM106 223H105V225H106ZM108 223H109V221H108ZM109 223V224H110ZM135 223V222H134ZM159 223V224H160ZM168 223V222H167ZM198 223V222H197ZM202 223H205L206 224V222H204V220H203V222ZM217 223V222H216ZM246 223V222H245ZM247 223H249V222H247ZM253 223V222H252ZM95 224V223H94ZM94 224H92L93 226H95ZM109 224H107V226L109 225ZM135 224H137V223H135ZM141 224V223H140ZM146 224H143V225H145V226H147L148 227V224L146 225ZM159 224L157 225V226H159ZM163 224L162 225H160V229H161V226H163ZM169 224H171L172 225V223H169ZM201 224V223H200ZM222 224H224V223H222ZM227 224V223H226ZM230 224H232V222L230 223ZM235 224V226H233L232 228L234 229V227H236V226H242L243 225V223H242V225L241 224H237L236 225ZM250 224V223H249ZM260 224H262L261 222H260ZM117 225H119V224H117ZM137 225H139V224H137ZM150 226H151V224H149ZM152 225H153V223H152ZM208 226L209 225H213V223L211 224V221H210V224L208 223L207 224ZM218 225V224H217ZM216 225V226H217ZM248 225V224H247ZM246 225V226H247ZM97 226H99L98 224H97ZM132 226V225H131ZM193 226H194V224H193ZM199 226V225H198ZM227 225H225L224 227H226ZM228 226H229V224H228ZM246 226H242V227H245V228H247ZM251 226V225H250ZM264 226V225H263ZM263 226H259V227H263ZM96 227V226H95ZM101 227H103V225H101ZM134 227H136V226H134ZM142 226H140V228H141ZM154 227H155V225H154ZM164 227V226H163ZM162 227V228H163ZM187 227V226H186ZM203 227H205V226H203ZM215 227V226H214ZM100 228V227H99ZM104 228V227H103ZM107 228V227H106ZM105 228V229H106ZM149 228H152V227H149ZM149 228H148V230H149ZM158 230H160L158 227H156ZM196 228V227H195ZM206 228H208V227H206ZM211 228H213V226H211ZM216 228V227H215ZM230 228V227H229ZM228 228V229H229ZM256 228V227H255ZM264 228V227H263ZM138 229V228H137ZM143 229V228H142ZM141 229V230H142ZM167 229H169V228H167ZM194 229V228H193ZM217 229H219V227H217ZM217 229H215V230H217ZM222 229H223V227H222ZM227 229V230H228ZM237 229H238V227H237ZM236 229V230H237ZM244 229V228H243ZM258 229V228H257ZM262 229V228H261ZM96 230V231H95ZM107 230V229H106ZM115 230V231H114ZM147 230V229H146ZM146 230H142V232H145ZM147 230V231H148ZM152 230V229H151ZM154 230V229H153ZM156 230V229H155ZM163 230V229H162ZM196 230V229H195ZM199 230V228L197 229V231ZM200 230H202L201 228H200ZM209 230H210V226H209ZM220 230H221V224H220ZM224 230V229H223ZM246 231H247V229H245ZM250 230V229H249ZM248 230V231H249ZM260 230V229H259ZM102 231L103 230H101V233H102ZM157 231V230H156ZM156 231H154V232H156ZM164 231V230H163ZM163 231L162 232H160L161 234L163 233ZM194 231V230H193ZM229 231V230H228ZM233 231V230H232ZM231 231V232H232ZM242 231V230H241ZM98 232V231H97ZM105 232H107V231H105ZM105 232H103V234L105 235ZM135 232H137L138 234L139 233H141L140 231H136L135 230ZM169 232V231H168ZM168 232H167V234H168ZM207 232V231H206ZM213 232H215V231H213ZM218 232V231H217ZM216 232V233H217ZM220 232V231H219ZM222 232V231H221ZM226 232V231H225ZM240 232V231H239ZM249 232H251V231H249ZM99 233V232H98ZM101 233H100V236H101ZM157 233V232H156ZM195 233H196V231H195ZM195 233H193V234H195ZM198 233V232H197ZM224 233V232H223ZM255 233H257V232H255ZM261 234H263V237H264V232L262 233V232H260ZM109 234H106V236L107 235H109ZM130 234H132V233H130ZM153 234V233H152ZM160 234V235H161ZM164 234V233H163ZM170 234V233H169ZM172 234V233H171ZM199 234V233H198ZM211 234H212V232H211ZM224 234H226V233H224ZM238 234V233H237ZM240 234V233H239ZM243 234V233H242ZM241 234V235H242ZM248 234H250V233H248ZM248 234H246V235H248ZM260 234V235H261ZM98 235V234H97ZM103 235V236H104ZM166 235V234H165ZM165 235H163V237L165 236ZM214 235V234H213ZM221 235V234H220ZM241 235H239V236H241ZM258 235H259V233H258ZM100 236L99 237H97L96 239H97V241H99V239H101L102 238V236H101V238H100ZM127 236V237H126ZM143 236V235H142ZM147 236H148V234H147ZM155 236V235H154ZM195 236V235H194ZM199 236V235H198ZM233 236V235H232ZM238 236V237H239ZM257 236V235H256ZM138 237V236H137ZM160 237V236H159ZM161 237H162V235H161ZM162 237V238H163ZM166 237V236H165ZM169 237V236H168ZM179 237V236H178ZM184 237V236H183ZM209 237H210V235H209ZM208 237V238H209ZM215 238H216V236H214ZM226 237V236H225ZM233 237H236V235L235 236H233ZM254 237H255V235H254ZM263 237H261V238H263ZM113 238V239H112ZM143 238H144V236H143ZM161 238V239H162ZM167 238V237H166ZM170 238V237H169ZM174 238V237H173ZM198 237L196 236V239H197ZM206 238H207V236H206ZM212 238V237H211ZM210 238V239H211ZM221 238V237H220ZM219 238V239H220ZM249 238V237H248ZM260 238V239H261ZM104 239V238H103ZM103 239H101V240H103ZM148 239V238H147ZM158 239V238H157ZM160 239V240H161ZM177 239V238H176ZM181 239V238H180ZM185 239H187V237L185 238ZM190 239V238H189ZM200 239H202V238H200ZM228 239V238H227ZM234 239V238H233ZM237 239V238H236ZM239 239H241V238H239ZM149 240V239H148ZM168 240H170V239H168ZM167 240V241H168ZM184 240V239H183ZM182 240V241H183ZM205 239H203V241H204ZM208 240V239H207ZM206 240V241H207ZM213 240H215L214 238H213ZM223 240V239H222ZM238 240V239H237ZM65 241H67L69 244L68 245H66L65 244ZM108 241V240H107ZM106 241V242H107ZM150 241V240H149ZM176 241V240H175ZM203 241L202 242H200V243H202L203 244ZM240 241V240H239ZM243 241V240H242ZM252 241V240H251ZM254 241V240H253ZM257 241H258V236H257ZM101 242V241H100ZM104 242H105V240H104ZM104 242L102 243L101 242V244H102V246H104ZM105 242V243H106ZM161 242V241H160ZM181 242V241H180ZM187 242V241H186ZM198 242V241H197ZM210 242V241H209ZM213 242V241H212ZM211 242V243H212ZM222 242V241H221ZM229 242V241H228ZM246 242V241H245ZM144 243V242H143ZM148 243V242H147ZM159 243V242H158ZM168 243V242H167ZM183 243H185V242H183ZM188 243H190V242H188ZM199 243V244H200ZM205 243V242H204ZM215 243V242H214ZM224 243V242H223ZM227 243V242H226ZM232 243V242H231ZM256 243V242H255ZM262 242H260V244H261ZM97 245H99V243H96ZM100 244V245H101ZM136 244H138V245H136ZM151 244V246L152 245H155V244H153V243H149L148 245H150ZM170 244H171V242H170ZM169 244V245H170ZM181 244V243H180ZM199 244H198V246H199ZM220 244V243H219ZM218 244V245H219ZM229 244V243H228ZM235 244H239V242L238 243H235ZM147 245V244H146ZM190 245H191V243H190ZM210 245V243L208 244V246ZM216 245V244H215ZM221 245H222V243H221ZM241 245H242V243H241ZM246 245V244H245ZM96 246V245H95ZM109 246H107L108 248H109ZM156 246V245H155ZM162 246V245H161ZM164 246H165V244H164ZM188 246V245H187ZM203 246V245H202ZM220 246V245H219ZM234 246V245H233ZM240 246V245H239ZM255 246V245H254ZM258 246H259V244H258ZM106 247V248H107ZM171 247V246H170ZM201 247V246H200ZM204 247V246H203ZM202 247V248H203ZM225 247H226V244H225ZM229 247V246H228ZM231 247V246H230ZM252 247V246H251ZM107 248V249H108ZM112 248V249H111ZM150 248V247H149ZM152 248H154V246H152ZM152 248H151V250H152ZM165 248H166V246H165ZM220 248V247H219ZM232 248V247H231ZM234 248V247H233ZM252 248H255V247H252ZM117 249L118 250H123L124 251V254H123V251H117ZM162 249H164V248H162ZM167 249V248H166ZM184 249H185V247H184ZM190 249V248H189ZM192 249H194V248H191V251H192ZM201 249V248H200ZM205 249H206V245H205ZM210 249V251H211V248H209ZM223 249H225V248H223ZM230 249V248H229ZM238 249V248H237ZM243 249V248H242ZM247 249V248H246ZM257 249V248H256ZM96 250V249H95ZM95 250H93V252L95 251ZM142 250H143V252H144V248L142 247ZM146 250V249H145ZM207 250H208V248H207ZM216 250V249H215ZM221 250V249H220ZM227 250V249H226ZM101 251V250H100ZM110 251V252H109ZM132 251V252H131ZM135 251H138V250H135ZM139 251H141V250H139ZM159 251L160 250H158V249H156V250H154L153 249V251L151 252V254L145 259V257H144V263H146V264H160V260H164L165 261V259H167L168 257H166V258H163V259H160V256H163L164 254H163V251H162V254L160 255L159 254ZM196 251H197V249H196ZM198 251H199V249H198ZM202 250H200V252H201ZM209 251V250H208ZM207 251V252H208ZM209 251V253L211 254V252ZM217 251H219V250H217ZM228 251H230V250H228ZM239 251H240V249H239ZM246 251V250H245ZM252 251H256L255 249H252ZM252 251H250L249 253L250 254H255L256 256H257V253H253ZM259 251H260V249H259ZM97 252V251H96ZM95 252V253H96ZM125 252L127 253V254H125ZM164 252H167V251H165L164 250ZM188 252V251H187ZM190 252V251H189ZM238 252V251H237ZM252 252V253H251ZM261 252L263 253V251L261 250ZM99 253V252H98ZM118 253V254H117ZM137 253V252H136ZM178 253V252H177ZM176 253V254H177ZM185 253V252H184ZM194 253H196L195 251H194ZM203 253V252H202ZM202 253H200V254H202ZM229 253V252H228ZM231 253V252H230ZM230 253H229V255H230ZM97 254V253H96ZM168 254V253H167ZM166 254V255H167ZM192 254V253H191ZM204 254H205V252H204ZM207 254V253H206ZM205 254V255H206ZM209 254V255H210ZM246 254V253H245ZM260 254V253H259ZM258 254V255H259ZM95 255V254H94ZM101 255V254H100ZM115 255V254H114ZM133 256H134V254H132ZM132 255H130V256H132ZM140 255V254H139ZM169 255H171L170 254V252H169ZM168 255V256H169ZM183 255V254H182ZM189 255V254H188ZM199 255V254H198ZM204 255V256H205ZM226 255V254H225ZM233 255H234V252H233ZM236 255H239V257L241 256L240 254H236L235 253V257H236ZM249 255V254H248ZM255 255H253L254 256V258H255ZM262 255V254H261ZM260 255V256H261ZM264 255V254H263ZM129 256V257H130ZM185 256V255H184ZM192 256H193V254H192ZM196 256V255H195ZM201 256V255H200ZM204 256L202 257H200L201 259H199V264H215V262H210L209 261V263L208 262H206V261H208V260H204L203 261V259H204ZM207 256H208V254H207ZM213 256V255H212ZM211 256V257H212ZM246 256V255H245ZM245 256L243 257V258H245ZM108 257V256H107ZM118 257V258H117ZM170 257V256H169ZM182 257V256H181ZM186 257V256H185ZM184 257V258H185ZM199 257V256H198ZM219 257V256H218ZM226 257V256H225ZM224 257V263L227 261L226 260V258ZM227 257H228V255H227ZM230 257L231 258H235V257H233L232 255H230ZM238 257V256H237ZM242 257V256H241ZM240 257V258H241ZM247 257H249V256H247ZM250 257H251V255H250ZM111 258L113 259V257L111 256ZM171 258V257H170ZM173 258V257H172ZM176 258V257H175ZM188 258V257H187ZM197 258V257H196ZM203 258V259H202ZM242 258V259H243ZM253 258V257H252ZM253 258V259H254ZM258 258V257H257ZM115 259V260H116ZM120 259H119V263L117 262V264H121L120 262ZM174 259V258H173ZM181 259V258H180ZM191 259H192V257H191ZM208 259V258H207ZM215 259H216V257H215ZM220 259V258H219ZM235 259H237V258H235ZM248 258H246V260H247ZM261 259V258H260ZM67 260V261H66ZM102 260H104V259H102ZM108 260H111V259H108ZM143 260V259H142ZM168 260H169V258H168ZM172 259H170V261H171ZM175 260V259H174ZM173 260V261H174ZM195 260V259H194ZM197 260V259H196ZM202 260V261H201ZM209 260H211V258L209 259ZM221 260V259H220ZM223 260V259H222ZM230 260H234V259H230ZM245 260V261H246ZM256 261H254L253 263H255L256 264V262H257V259H255ZM107 261V260H106ZM124 261V260H123ZM137 261H138V263H137ZM167 261V260H166ZM170 261H167L168 262V264H169V262ZM173 261H171L170 263L171 264H174L173 263ZM216 261V264H217V261H218V263L220 262L218 259H216L215 260ZM229 261V260H228ZM236 261H240V260H236ZM235 261V262H236ZM245 261L243 262V263H245ZM253 261V260H252ZM252 261H250V262H252ZM261 261V260H260ZM103 262V261H102ZM105 262V261H104ZM175 262H176V260H175ZM234 261H233V263H235ZM241 262V261H240ZM249 262V263H250ZM264 262V261H263ZM262 262V263H263ZM111 263H114V260L112 261L111 260ZM126 263H128V262H126ZM128 263V264H129ZM143 263V261L142 262H140V264H142ZM162 263H164V262H162ZM181 264H182V262H180ZM221 263H223L222 261H221ZM223 263V264H224ZM231 262H229V264H230ZM243 263H236V264H243ZM247 263H248V260H247ZM253 263H251V264H253ZM258 263V262H257ZM165 264H166V262H165ZM175 264H179V263H175ZM220 264V263H219ZM228 264V263H227Z\"/></svg>",
    "mask_w": 264,
    "mask_h": 264
}]
</instances>
